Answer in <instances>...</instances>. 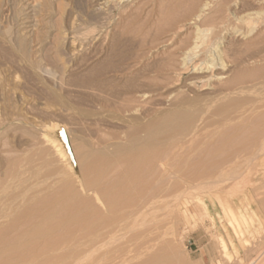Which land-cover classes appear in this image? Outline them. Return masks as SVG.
I'll return each mask as SVG.
<instances>
[{"label": "rangeland", "instance_id": "374dc122", "mask_svg": "<svg viewBox=\"0 0 264 264\" xmlns=\"http://www.w3.org/2000/svg\"><path fill=\"white\" fill-rule=\"evenodd\" d=\"M33 1H35V0H33ZM33 1L32 0H0V187H2V188H0V264H100V261L102 263V260L103 261H106V259L109 260L108 256L111 254V252H112L111 255L114 257V255L115 254L117 255L120 252V250L121 251L124 250L123 252L125 253V249L127 251L126 252L127 254L120 252L119 255L122 254V255L126 256L127 258L130 257V260L128 259L127 262H126V260L125 261L121 260L120 262L116 263V260L119 261V259H117L118 257L115 260L112 256H109L110 259L113 258V260L112 259L111 260L115 261V262L108 261L107 263L110 262L109 264H111V263L112 264L113 263H115V264H133V262H134V264H136L138 261L137 255L141 252L142 258L140 257V255H141V253H140L139 259H141V260L138 261L139 264H144V263L149 264L148 262L153 258H155L157 260L161 259L159 261L160 263H158V264H164V263L165 264H264V249H263L264 248V239H263L264 238V220H263L264 219V210H263L264 209V159L261 160L262 156H264L263 155L264 154V146L263 145L259 146L261 141L264 140V139H262V138H264V135H263L264 130H262V128H264V126H262V125H264V124L263 123L261 124L262 120L259 119L260 117H256L259 119L258 120L253 116L254 114H255V116L256 115L258 116L259 112L261 110H259L257 113L252 112V113H254L253 115H252V113L250 114L249 111L246 115L244 113L243 117L245 116L246 119H242L243 117L242 118L240 117L241 119H239L238 117L237 118L235 117L236 119H238L237 121H238L239 125L243 124L242 126L241 125L238 126L237 125L238 123L233 125L232 124V122L234 120L233 119L232 121L225 123V125H222L219 128L216 123L213 125V123H214L213 119H215V121H216V119H218V118H215V116L214 117L212 116V115H214L212 113L216 109L215 104L221 105V104L225 103L227 101V99H229L231 97L233 98L234 96L235 97H238V96L242 97V96H246V95L250 94L246 97L250 96V98H252V100H254L253 98H255V96L257 95L256 96L257 98H255V99L257 100L259 98V101L264 103V99H263L264 98V88H263L264 87V84H263L264 83V19H263L264 18V0H191V1L190 0H36L35 1L36 4ZM193 1H195V2L197 1V3L193 2ZM189 2H192V5H190L191 3H189ZM178 3H179V6H178ZM223 3H227V4H223ZM32 4H34V5H32ZM188 5H189V7H187ZM174 6H175V8H174ZM176 6H178V7H176ZM32 7H33V9L35 8V10H33ZM170 7H172V8H170ZM29 9L32 10V13H31V10H29ZM36 10H38V12ZM195 10H196V12H195ZM191 11H193V12H191ZM197 13L198 14L201 13V15L196 16ZM27 16L29 17L28 19H30L32 17L31 18L32 20L30 19V22H24L25 20H23V18H25ZM215 16L220 17V21L224 19L222 22V25L220 24L219 19H218V21H219L218 22L216 20L217 18H214ZM249 17L250 18L254 17L253 18L254 24L247 25L245 22H242V20L244 21V20H246L245 18L248 19ZM33 18H35V19L33 20ZM209 18H210L211 23L209 21ZM213 19L216 21H214ZM207 20H208V22H207ZM260 20H263V21H260ZM21 21L23 24L21 23ZM205 21L207 22L208 26H206ZM18 22H19V25H18ZM215 23L216 24L218 23V25H216ZM212 24H213V26H211L212 28L211 27L208 28ZM214 24H215V26H214ZM34 25H35V27H34ZM26 26H27V28H26ZM22 27H25V28H22ZM198 28L206 29V31L203 32V34H206V35L204 36L203 43H201V44L199 43V47L195 48V43H196L195 36H196V30ZM207 28L211 29V30H207ZM24 29L26 31L27 30L28 31L26 32ZM21 31H23V32L25 31V32L22 33ZM29 32L32 33V34L30 33L31 36H29L30 34L27 35ZM24 35H26V36H24ZM31 39H33V40H31ZM19 40H21V41L24 40V43H23V41L21 42ZM206 43H207V47L210 45L209 47H211L210 49H212V51H214V53L216 51H219V52L220 51H229V53L227 52L228 55L226 54L228 57L226 55H225V57H223V60H224L223 62H225L224 63L225 69L223 68V70H224L225 74H223L222 77H226V76L229 77V74H230V77H229L230 79L233 78V80H234L235 78H237V79L240 78V79L236 80V83L233 82V84H229L231 86L232 85L235 86V84H238V86L237 85L235 86V89H232L233 87L230 88V89H232V91L230 89L226 88L229 85L224 84L227 80H229L228 77H227L228 79L223 78V79H226L225 82L223 79L222 80L217 79L220 77H214V78H216L215 80H214V78H211L210 81H207L209 84L208 83L203 84V81L201 80V81L196 82L197 84L193 85L189 82V78H190L189 75L192 72V71H190V69L185 70L187 72L183 71L179 77L177 76L178 70H180L182 67L181 63L183 61L184 56L189 55V53L191 54V51H204L203 49H204V45ZM250 51H251V54H250ZM185 52H187V53H185ZM239 52H240V54H239ZM243 53L245 55H243ZM198 54H200V53H198ZM235 54H236V56H234ZM246 54L248 57L251 56V58L250 57L247 58ZM222 55L223 54H221V57H222ZM231 55L235 58V60H233L234 58H231L232 57ZM237 56H241V57H237ZM168 57H169V59H167ZM218 58L219 57H217V59ZM219 59H218V64L220 63ZM168 60H169V62H166ZM170 60H171V64H170ZM230 60H232V61L230 62ZM167 64H169V65L167 66ZM174 66H175V68H174ZM217 68L220 69V64H219V67L217 66ZM176 69H177V71H176ZM218 69L216 70V72L218 71ZM174 73H175V76H173ZM241 73H242V75H241ZM238 74H240L239 77H237V76L234 77L235 75H238ZM243 76H244V78H243ZM246 77L247 78L250 77V78L247 79ZM171 78H172V80H171ZM243 79H244V82H243ZM188 82L191 85L187 84ZM221 82H223L222 85L224 84L226 87L222 86L223 88L221 89V84H219ZM186 84H187V86L190 85V86H188L189 89H187L188 87L186 86ZM252 87H254L255 90ZM225 89H227V90H225ZM243 89H245V90H243ZM217 90H218V92H216ZM222 90H223V92L225 90L227 93L225 92V93H223V95H221L222 93L220 92L218 97H216V99H215L214 96H217L219 91H222ZM234 90L236 91L235 93H234ZM251 90H253V92ZM238 91H240V92H238ZM213 92L217 93V94H214ZM231 93H234V94L231 95ZM253 93H256V94H253ZM207 96H208V98H207ZM223 96H225V98ZM185 97L189 98V100H186L187 98H185ZM57 98H59L60 100L59 99L57 100ZM193 98L197 99V101H195ZM183 99L188 101L187 102L188 106L186 105L188 109L185 108L186 106L184 104L183 105L185 107L180 103V102H182ZM198 99L200 100V103L198 102L199 101ZM212 100L214 103L212 102ZM222 100H223V102H221ZM261 100H263V101H261ZM177 101L182 106L179 105ZM201 101H203V102H201ZM259 101L256 102V104H259V105L262 104V103H259ZM195 103H196V105L193 106L192 104H195ZM211 103H213V104H211ZM210 105L211 106L214 105V106H212L213 108L210 107ZM174 106H175V108H174ZM194 108L196 110H198L197 111L198 113L194 110ZM181 109H182V111H185L187 114L192 113V115L197 116V118L199 117V119H201L200 115H201V117H203V116L204 117L201 120H198V122H196L197 120L195 117L193 120V122H195V124L194 125L191 124V126H193V127H191V126L187 127L186 128L187 132H184V130L186 131V129H183V131H181L182 129L178 130L177 132L174 131L175 132L174 134L177 135V137L175 136L176 138L175 137L173 138V136H174L173 132L171 133L172 138H171V135H167L168 134L167 132H169V131H165L163 133L164 136H163V134H162V136L159 133L157 134L158 136H161L164 139L162 144H164V141L166 143L171 141V145L169 144L170 142L168 143L171 146V148H169L168 147L169 145L167 146L166 143H165L166 145L164 144L163 146H162V144H160L161 145L160 148H162V150L160 148L158 149V151H160V152H158V155L159 156L162 155V159H160V157L157 155L158 158L157 157L156 158L160 159L158 162L155 159H154L155 161L153 160V162L149 161L150 163H152L151 165H153L155 162H157V163H155V166H150L149 165L150 163L146 164V167H148L147 168L148 170L150 167L151 168L155 167L154 169H152L153 173L149 172L150 170L148 171L146 169L145 171H147V172H145V173L149 172L150 174L151 173L152 174L150 175L148 173V174L143 175L145 177L140 180V183H139L140 185H138V183H136V181L135 182L132 181L133 183H131V181H128L130 184L126 181L128 187H126V186H124V187H126L125 190L127 191V193L130 192V193H128L130 199L127 198L128 194H127V196H125L126 194H124L121 197L124 199L123 203L126 204V207L121 202L122 204L119 203L118 205H120V207L122 205V209H123V207H124V209L122 210L120 207H117V206H116L117 208H115L119 212H116V210H115V213H117V215H116V217L114 216V218L118 219V217L120 218L121 215L123 217L125 213H126L125 216H128L127 213H131V214L133 213L134 217L136 216L134 218V221L132 220L133 215L129 214L131 216V218H129V216L126 217L127 219L129 218V221H126L127 219L124 218L125 223H124V220L121 221L120 223L114 222L113 223L114 226H112V228H111V229H113V227H114V233L112 232L111 234L105 235V233H108L106 231H109L110 230L109 228L111 227V226L109 228L107 227L109 230H106V228L103 227V226H105L104 223L107 221V220H105V218L108 217L107 219H110L113 216L112 217L110 216L111 212H109L108 201L105 200L104 197L102 199L101 191L99 192L98 186H97V189L95 186L90 187L87 184V182L84 181L85 178H86V181L88 180V178L85 177L86 173L83 172L85 167L84 168L81 167V166H85L84 165L86 163L85 159L86 160L88 159L87 161H90V163H91L94 160L93 158L95 156H97L96 158L99 160V158H101L100 156L103 155L101 159H103L104 162L110 161L108 159L113 157L114 160L111 159L112 161H110L112 164L116 158H119V157H116L115 152L118 153V150L120 149L119 155H117V156H121V157H122V154L126 153V151H123L126 149V147H128V146L125 147V143L128 145L127 142H129V144H130L131 141H136V143H138V144L141 143V140H142V142H144V140H146V137L144 136L145 131L147 132L146 136L149 137L148 131L150 129H147L146 128L147 126L151 127L150 126L151 123L153 124V122H155V120L158 121V119H160V118L164 119L165 116H167L171 113L177 112V111H181ZM191 109L194 111H192ZM212 109H214V111ZM174 110H176V111H174ZM204 110L206 111V113H204ZM208 110H210V111L208 112ZM189 111H191V112H189ZM201 111H203V112H201ZM161 113H162V115L163 114L164 115L162 116ZM165 113H167V114L165 115ZM209 113L211 114V118H212V120L210 119L212 126L210 125L211 127L208 126L205 129H207V128L212 129L213 127L221 129V130L212 129L211 133L210 134L208 133V135H210L211 137L210 136L207 137L208 135L206 133L208 130L206 131L202 127L205 125L204 124L205 122L204 123L201 122V121H204V119H205L206 123H207V121H209L208 120L210 117ZM248 114L250 115L249 116L250 120L248 119L250 122L247 120ZM208 115H209V117H208ZM130 116H133V117L131 118ZM205 116H207L208 119ZM138 118L140 121L138 120ZM140 118H143V119H140ZM253 118H255L256 121ZM128 119L130 121H128ZM153 119H154V121L152 122L151 120H153ZM163 119H160V120H163ZM134 120H136V121H134ZM241 120H242V123H241ZM243 120H247L248 122H246V121L245 122L248 124L246 125V123H243ZM132 121H134L133 122L134 124L131 123ZM142 121H143V123H142ZM135 122H136V124H135ZM236 122L234 120L233 123H236ZM51 123L52 124L54 123V125H56V127L53 129L48 128L51 125ZM144 123H146V125L147 124H149V125H147V126L145 125L146 126L145 127V126H143ZM198 123H199V125H198ZM228 123H229V130L230 131L227 133L228 126H226V125ZM230 123L233 125L232 127H230ZM200 125H201V127H200ZM248 125H250L251 128ZM138 126H139V128H137ZM194 126H196L195 128L198 129L197 130L198 132L196 131ZM234 126H238V127L236 128ZM244 126H245V128H244ZM140 127L142 128V130L144 132L143 134L141 132ZM143 127H145V129H147V130H144ZM199 127L203 128L202 130L206 131V133H205L206 137L204 139L206 140L205 141L206 143L208 142L207 144L204 143V141H203L204 140L203 137L205 135L203 134L204 132L202 130L201 131H202L203 137H202V135H200L201 131L199 130L200 129ZM241 127L243 129L242 131L240 130ZM255 127H257V129ZM47 128L50 130L47 131L46 130ZM189 129H190L189 133L192 134V132L194 130V131H196L194 133H196V134L198 133L197 137H199L198 135H200V137H202V139H203L201 142V138L200 139L197 138L194 133H193L194 135L193 134L191 135V136H195V139L193 138L195 141L198 140L200 142V143L199 142L195 143V142H192L194 140L191 139L192 140L191 142L194 143L192 145H194V147L196 149L195 152H194L195 149L192 145L189 144L193 148H191L189 145H186L190 142V139L188 138V136L191 137L190 134L188 133ZM210 129H209V131H210ZM222 129H224V132ZM225 129H226V131H225ZM217 130H219V132L222 131L221 133L218 132L221 136L218 135V133L216 134ZM231 130L233 131L232 135L234 134L235 136L234 135L231 136ZM234 130H235V132H234ZM245 130H246V132H245ZM248 130L250 131L248 133L249 134L251 133V135L247 136ZM136 131L140 132V135H136L138 132L134 133V134H130L131 132H136ZM254 131H255V133H254ZM46 132L48 135L46 134ZM243 132L245 133V135L247 137L243 136ZM128 133H129V135H128ZM169 134H170V132H169ZM178 134H180V135H178ZM211 134H213V135H211ZM224 134L225 135L229 134V135H227L229 140H228V142H226V144H225L226 146L223 143L222 144L224 146L221 144V142L218 140L219 138L216 139L217 138L216 135H218L222 139L223 136L225 137ZM259 134H261V135H259ZM130 135H131V137H130ZM132 135L134 136L133 137L134 139L136 138L135 140L132 138ZM141 135H142V137L144 136V138H140ZM183 135H185V137H183ZM214 135L216 136V138ZM238 135L239 136L241 135V136L239 137ZM165 136H168V137L170 136V138H168V137L165 138ZM186 136H187V138H186ZM212 136L217 141L214 140V138ZM227 136L225 138L223 137L224 140L227 139ZM256 136H257V138H256ZM235 137L237 138V140ZM253 137L255 139L251 140ZM49 138L55 139L58 143L62 144V147L65 146V147H63V149H65V153L66 154L68 153V154L64 158L60 157L58 151L55 152L56 147L49 140ZM206 138L207 139L209 138L211 140L209 141V139H208V141H207ZM178 139H179V141L176 142V140H178ZM187 139L189 142L187 141ZM243 139H245V140H243ZM246 139H248L250 141L248 142ZM259 139L261 140L260 142H259ZM59 140H61V141H59ZM167 140H169V141L167 142ZM173 140H174V142H172ZM230 140H231V142H229ZM234 140H236V141H234ZM240 140L241 141L243 140L242 141L243 143L240 142ZM180 141L183 142V146H181L182 144ZM185 141H186V143L184 144ZM212 141H214V142H212ZM238 141L240 142V144ZM175 142H176V144L178 142H180L177 145L179 147L181 146V148L183 149L182 150L183 152L179 150V147H176ZM209 142H210V144H209ZM251 142H252V144H251ZM254 142H255V145H257V147L253 144ZM36 143H37V146H36ZM63 143H64V145H63ZM172 143L174 144L175 147L172 146ZM201 143L202 144L204 143L203 145H205V144L209 145V146L205 145L206 147H205V149L203 148L204 149L203 152L199 151L200 149L202 150V148L200 146H198V147H200L198 149L196 147V145H199V144L201 145ZM211 143H212V145H211ZM213 143L215 144L214 146H213ZM216 143H218V144H216ZM227 143H228V145H227ZM42 144H44V145H42ZM38 145L41 147H38ZM51 145H53V146H51ZM233 145H235V146L238 145V147L237 146L235 147ZM249 145H252V147ZM232 146H233V149H231ZM45 147H47V149ZM184 147L187 149H189V147H190L191 151H193L194 153L199 151V152H197V154L198 153L199 154L201 153V154L200 155L199 154L195 155L193 153L191 154L190 153L191 151L189 150L190 152H188V150L187 149L185 150ZM208 147H210V149H208L209 152H207V154L213 153L212 155L209 154L210 157H208L207 154L204 153ZM213 147H214V149H216V151H218V147L220 148L218 153L216 151H214ZM247 147H249V148H247ZM253 147L255 149H253ZM173 148H178L177 150L182 152L181 154H178V155H180L179 157H181V155L184 156L185 154H187V155H185L186 157L184 156L183 162H179V160H177V158L176 159L170 158V156H172V155L174 156L176 153L175 151H174L175 153H173V150H174ZM226 148L227 149L229 148V150L226 151ZM256 148L258 149L257 151H256ZM260 148H262V150ZM44 149H46V150L42 151ZM80 149L81 150L84 149L86 151H84V150L81 151ZM192 149H194V150H192ZM211 149L213 152L211 151ZM221 149L222 150L224 149V151H226V152L221 151ZM230 149H231V151H230ZM248 149L251 151H249ZM252 149H253V152L255 151L256 153H259V154H257V156L261 157V158L258 157L257 160L255 159V162L253 161L254 164L252 162H249L250 160H248V161L245 160L246 158L247 159L251 158L253 155L256 156V153L255 152L253 153ZM259 149L261 151H259ZM115 150H117V151H115ZM163 150H165L164 151L165 153L162 152ZM166 150H169V151H166ZM184 150H185V152H184ZM49 151L51 153H49ZM178 151H177V153H179ZM54 152L57 155L54 154ZM93 152H95V153L93 154ZM98 152L100 155H98ZM168 152H170L169 153L170 156L168 155ZM214 152L217 155H220L219 154V152H220L221 155L218 157ZM233 152H234V154H233ZM247 152L249 154H251V152H252L253 153L252 156L248 155ZM24 153H27V155ZM37 153H39L40 155ZM48 153L51 156L47 155ZM188 153H190L189 156H188ZM88 154L89 155L91 154L90 157H93V158H90ZM92 154H93V156H92ZM166 154H167V156H166ZM35 155H36V157H35ZM37 155H39V156H37ZM41 155H43V156H41ZM178 155L176 154V157ZM193 155H195V156H193ZM213 155L215 157H213ZM223 155H224V157H223ZM238 155H240L242 158L239 157ZM28 156H29V158H28ZM164 156H165V158L167 157V159H165ZM198 156H199V158H198ZM200 156L201 157L203 156L205 158L203 159V157L201 158ZM226 156L227 157L229 156L230 159H229V157L226 158ZM232 156H234V157L232 158ZM237 156H238V159H237ZM38 157H40V160H41L40 162L37 161V160H39ZM53 157H54V159H52ZM195 157H197V160ZM35 158H37V159H35ZM49 158L51 160H49ZM58 158L60 160L59 161L57 160V161L60 163H58L55 160ZM169 158H170V160H173V162L170 161L169 167L173 163L171 165L172 168H170V169H168V165H167L169 163V160H168ZM181 158H182L181 159V161H182L183 157H181ZM200 158L202 161L200 160ZM18 159H20V160H18ZM31 159L34 160L33 161L34 163L32 161H30ZM174 159L177 162H175ZM223 159H224V161H223ZM225 159H227V161H225ZM240 159L241 160L243 159L242 163L246 162L245 165H243L240 162L241 161ZM28 160H29V162H28ZM44 160H46L48 162L45 163L46 161H44ZM52 160H54L55 164L59 165V166H56L53 163L54 161L50 162ZM161 160H163L162 162H164L166 160L168 162L166 161L167 164L165 162H164L165 164L160 163ZM208 160H210V161H208ZM216 160L219 162V163L217 162L218 164L215 162ZM228 160H231L232 162H234V160H235L234 166L236 165L237 162H239L240 164H238V167L239 166H241V167L245 166V167H243V168L240 167V169H238V167L236 165L235 167H237V169H235L233 164H231L232 162L231 161L228 162ZM238 160H240V161H238ZM35 161H36V165H35ZM185 161H188V162H185ZM196 161H197V163H196ZM82 162H85V163L83 164ZM178 162H179V164L183 163L180 165L178 164L180 166L179 169H178V167H176V166H178L177 165ZM205 162L209 166H207L205 164ZM247 162L249 164L250 163H252V164L247 165ZM31 163L34 164L35 166L32 165ZM69 163H71V164H69ZM120 163H121L120 166L117 164L120 167L119 169H117V166L116 167L113 166V168L115 167L114 169H116V170L113 169L114 171L111 170L112 168H109L110 170L106 169L107 172L104 174V177L102 178L101 183L99 184V186H101V187H99V188L103 187L101 185L102 181L107 180L106 182L109 181V183L110 182L115 183L121 176H123V174H125L126 170L128 171V167H127V169L125 168L126 170L123 169L125 167V165L128 166V164H126V161L124 162V165H123L122 161L120 159L119 164ZM191 163L193 165H191ZM42 164L43 165L46 164V165L43 166V168H42L41 167ZM47 164H49V165H47ZM157 164L158 165L162 164V166H158ZM188 164H190V166ZM202 164L204 165V167ZM228 164H230V166L232 165L233 168L235 169V171L234 170L231 171L230 174H232L233 172L235 173L236 171L239 170V172H238L239 173V175H238L239 181H238L237 185L240 182V184H239L240 190L237 186L236 194L238 191L240 192L241 190H243V192H241L242 194L238 193L237 195H235L236 196L235 197L236 206L239 207V209L241 211H243V213L246 212V215H249V213L251 215L252 211L257 212V210H258V212L256 214L259 215V216H257V215L252 216L251 215L252 216L251 219L253 221H251L250 223L248 222L249 220L247 221L246 226H247L248 230L246 229L245 233H247V231H248V233L242 234V236L239 237L241 240H239L238 236H235L233 233L230 234L232 232V230H229L231 227L228 226L227 219L224 218L225 216L223 214L224 213L223 208L225 207V205H227V202H231L230 199H232L228 194H225L223 189L226 188L227 186L225 185L226 187H223L224 186L223 183L225 182L226 184H231V185H229L231 187L233 186L232 184L234 183V182L231 183L232 182L231 180L226 179V177H228L227 171L229 173V170L233 169L232 166L231 167L229 166L231 168L230 169L227 166ZM23 165L26 168H24ZM147 165H149L150 167ZM182 165L186 168L189 166L187 168L188 171L187 170L185 171L186 168H184ZM211 165H213V167H211ZM52 166H54V167H52ZM121 166H123V167H121ZM173 166H174V169H173ZM191 166H193L192 170H191ZM226 166L229 168L228 170H226V168H227ZM248 166H251V167H248ZM13 167H14V169H12ZM110 167H112V166H110ZM146 167H144L143 170ZM158 167H161L163 170H161V168H158ZM182 167H183V170H182ZM197 167H199V168H197ZM214 167H216V170H214L215 169ZM32 168H34V169H32ZM51 168L53 170H51ZM57 168L59 170L60 169L61 170L59 171ZM211 168H213V169L211 170ZM223 168H224V172H222ZM24 169L27 171V172L25 171L26 173L24 172ZM36 169L37 170L41 169L42 172L40 170H39L40 172L39 171L37 172ZM47 169L50 170V172H49L50 174L48 173ZM158 169L160 171H162L161 174H159L160 172ZM200 169L203 172L200 171L201 172L200 173L198 171ZM217 169H218V171H220L219 169H221V171L218 174H220L222 176L224 175L225 176L224 179H226L225 181L223 180V178H221L222 176L217 175V173H216V172H218ZM8 170H9V172H8ZM12 170H14V171H12ZM66 170H67V172H66ZM117 170L119 172H123V174L121 173L120 176L117 175V174H120ZM178 170H179V172H178ZM225 170H226V173H225ZM35 171L37 172L36 174H35ZM43 171H44V173L45 172L46 173L44 174ZM52 171L54 173H52ZM61 171H62V174H61ZM243 171L246 172V175ZM10 172L12 173L11 175H10ZM16 172H17V174H16ZM163 172H164V175H163ZM181 172H182L181 176L176 175V173L181 174ZM191 172H192V174H191ZM195 172L198 174H202V175H203V173L207 174L209 172L212 176H214L216 174V176L220 177V178L216 177L214 179L219 182L220 185H218V186L222 185L221 187L223 189H220V190H222L224 194L222 193V191H220V190H218V191L220 193L219 195H221V193H222V195L220 197H222L224 195L223 199L219 198L223 202L215 200L214 198H213V201L210 202L207 199V197H205L206 203L208 205V210H209V213H207V214L200 213L196 207V201H195L196 193L200 192L201 195L206 196L207 192H205L206 190L204 188L201 191L197 190V187H198L197 184L199 182V178H197V177H200V176H196V178L198 179L197 180L198 182L197 183H196V181L194 182V179L196 180V178L194 177L196 174ZM211 172H213L215 174L213 175V173H211ZM18 173L20 176L18 175ZM38 173L39 174L41 173L40 175L43 174L42 178ZM72 173H73V176H71ZM81 173L82 174L85 173V175L82 176L83 179L81 177ZM188 173H189V175L187 176L186 174H188ZM242 173H244V174H242ZM31 174L33 177L31 176ZM154 174H157V175L153 176ZM198 174H196V175H198ZM47 175H50V176H48L49 178L47 177ZM58 175H62L60 177H63V178H60ZM88 175H89V173H87V176ZM111 175L113 178L110 177ZM146 175H150L149 177L152 176L153 178L155 177L156 181L152 177H151V179L153 181L150 180L149 177L146 178ZM160 175H161V177H160L161 179L159 178ZM9 176H12V177H9ZM13 176H17V177H14L15 178L14 179ZM89 176H91V175H89ZM177 176L178 177L180 176V178H178ZM191 176H192V178H191ZM107 177L108 178L110 177L112 179L109 178V180H108ZM243 177H244V179L246 177L248 180L247 179L243 180ZM47 178H48V180H47ZM148 178H149V181H148ZM238 178H237V180H238ZM16 179L18 182L16 181ZM23 179H26V180L23 181ZM43 179H45V180H43ZM59 179H60V181H59ZM69 179L71 180V182L69 181ZM124 179H126V178H123V180ZM189 179H191V180L193 179V180L191 181ZM5 180H7V181H5ZM65 180H68V182ZM126 180H130V179H126ZM221 180H223V181H221ZM20 181L22 183L24 182L23 187H22V185H21L22 183ZM44 181H46V182H44ZM49 181H50V183H49ZM62 181H63V184L65 186L61 185L62 183H60V182H62ZM150 181L155 182V183L152 184V182H150ZM159 181H161L160 184L158 183ZM234 181H236V180H234ZM246 181H248L247 182L248 184L245 183ZM5 182H7L8 184L6 183V185H5L6 187L5 186L3 187L2 184L4 185ZM26 182L30 183V185H28V183L26 185ZM47 182H48V184H47ZM69 182L71 185L68 184ZM72 182H74L75 184ZM82 182H84L83 184H86V185L83 186ZM106 182L103 184L104 186L107 184L109 185V183L106 184ZM123 182L125 183V180ZM123 182H120V183H123ZM56 183H58V184H56ZM15 184L16 185L18 184V185L16 186ZM49 184H51V185H49ZM133 184H135V185H133ZM144 184L145 185L148 184V186L146 187ZM243 184H246L245 187ZM47 185H49V186H47ZM67 185H69V186H67ZM154 185H156V186H154ZM158 185H160L159 188L161 187V189L158 188ZM218 186L216 188L219 189ZM49 187L52 189H50ZM56 187H58V188L55 190L58 191V194L60 196H62V195L64 196L63 199H61L62 197L59 199L57 192L54 190V188H56ZM88 187L90 189H88ZM93 187H95L94 188L95 194H94ZM149 187L151 189H153L152 190L153 193L151 192V189ZM156 187H157V189H155ZM242 187H244V188L242 189ZM27 188H28V190L33 189V190H31L32 195L30 194V191H24L25 189L27 190ZM39 188H41V189H39ZM42 188L44 189L43 191H42ZM64 188H66V189H64ZM68 188L69 189L75 188L76 190L75 191H74V189L69 190ZM129 188H130V190L128 191ZM145 188L146 189L148 188L149 191L148 190L147 191L149 193H147L145 191L146 190ZM140 189L142 190L141 192H143V193H141L139 191ZM226 189L228 190V187ZM18 190H19V192H17ZM34 190L38 191V192H35ZM72 190H73V192H71ZM15 191H16V193H15ZM20 191H22V192L24 191V192L22 193ZM32 191H34V192H32ZM68 191H70L72 193V195L70 193L71 197L69 194H67L68 196L66 195L65 192H68ZM144 191L146 192V194H144ZM50 192L52 193L51 197L54 198V196H55L56 199H53L50 197ZM53 192H54V194H53ZM78 192H80V194ZM151 193L152 194L155 193L154 194L155 196H152V199H151V195H152ZM73 194H74V196H73ZM142 194H143V198H142ZM34 195H36V196H34ZM47 195H49V196H47ZM79 195L81 197H83V198H81L82 200H80V197H77ZM86 195L88 196V198H86L87 197ZM96 195H97V197H99V196H101V197L97 198V200H96ZM227 195H228V197H230L229 199H228V197H226ZM26 196L28 197V199ZM40 196H42V198L45 196L43 198V199H45L44 202H43V200L40 199ZM138 196L139 197L141 196L140 198L142 200L137 199V198H139ZM65 197H68V198L70 197V198L68 200V198H65ZM73 197H76L75 198L76 200L72 199ZM93 197L95 200L93 199ZM125 197L130 200V201L128 200L129 201V207L127 206L128 201ZM131 197H132V200H131ZM134 197H135V200H133ZM146 197L148 198L147 200H145ZM25 198H26V200L24 201ZM64 198H65V200H64ZM77 198H79L78 202H76L78 200ZM225 199L227 202L225 205H223L222 203H225ZM241 199H242V201L245 199L244 203L241 202ZM30 200H32V201H30ZM35 200H37V201H35ZM54 200H58V202L54 201ZM63 200L66 202L63 203ZM148 200H149V203H147ZM71 201H73V202L71 203ZM102 201H104V202H102ZM105 201H107V205L103 204V203H105ZM135 201H137L136 205H135V203H132ZM50 202H51V205L53 204V202L55 204V205L53 204L51 208H49L51 206V205H49ZM60 202H62V203H60ZM81 202H82L83 207L86 204H90L91 206L97 204L95 206L96 209L93 208L94 210L92 212L90 211V209H92V208H90L91 206L87 205V206H89L90 209L87 206H85L86 209L87 208L89 209L88 210L89 214H87V216L89 215V217H90V218L87 217V219L85 221L88 220L87 221L88 224H86L87 227L92 222L91 226H89L88 228L86 227L89 230V233L93 230V232H91V234L92 233L93 234L99 233L101 235L100 237H102L103 239H104V237L106 238V236L108 239H110V240H108L106 238L107 240H105V239L100 240V242H102V241L103 242L102 243L99 242V243L104 244V245H102V247H100L101 245L98 243L97 244L98 248L96 247L97 246L96 245L94 249L90 250L92 248L90 245L83 246L84 247L83 248L81 244L74 243L75 241L71 242L73 244H71L70 242L66 243L63 238H61V239H63V241L68 246L63 245V243H64L63 241H62V245H61L60 232H62L61 234H65V233L68 234L67 238L70 237L69 233L71 235L74 233V236L77 238H80L85 231L88 233V230L85 228L86 225L84 223H83L84 225H82L84 230H82L81 225L75 224L76 223L75 221H72L69 224L66 222L65 225L68 224L67 226H65L62 223L63 227H62V224L58 225V226L55 225L56 220H58L60 217L63 216L64 219H66L65 216L67 215L66 214V212H68L67 210L70 211V213L68 212L70 214V216L67 215V216H69V217H67V220L68 221L70 220L71 212H73L74 209L76 210V207L78 208V206L74 207V204L75 205L79 204L80 209H78V210L82 211L83 209H81L82 208ZM118 202H120V201L118 200ZM142 202H144L146 204H141ZM26 203H28V204H26ZM40 203H43V205L40 206L41 205ZM56 203H58V204H56ZM237 203H238V205H237ZM46 204H47V207H46ZM66 204H68V205H66ZM72 204H73L74 209H72V207H71ZM247 204H248V206H246ZM34 205L37 206L38 208H35ZM64 205H66V206H64ZM102 205L103 206L106 205V207H103ZM250 205L252 206V208H251L252 211L251 210H249V212L245 211V209L247 210V208ZM2 206H4V207H2ZM63 206H64V208H63ZM219 206H221V208L222 207L223 208L220 210V208H218ZM242 206L243 207L245 206L244 209ZM18 207H20V208H18ZM41 207H42V209H41ZM53 207H55V209ZM67 207H68V209H67ZM85 207H84V209H85ZM130 207H132V208H130ZM255 207H256V209H255ZM46 208L47 209H53L54 212L56 211L55 212L56 214L61 213L60 217H58L56 215V220H54V222L52 221L53 223L50 222L53 226V228L51 227V230L52 229L54 230L55 227H56V229L59 227L60 228L59 232H58V230L55 229L54 231H51L52 233L50 232V235H49V236H51L52 234L55 233L54 235L57 239L60 240V242H59L60 244L57 242L59 244L58 245L56 242L52 241L57 246L55 247L52 243L51 245L53 248H50L49 244L51 242L50 243L46 242L45 238H44V240L41 238V240L40 239H38V241L36 240V244L34 242L36 247L34 246L33 243L27 242L26 244H28L30 246H27L26 249L20 248L21 242H20V244L18 242L19 245L16 242L20 241L19 239L25 238L23 236V234L27 233V230H29V228L31 229L33 227L34 223H36L35 221H37V223H38V221H40V219L42 218V215H44V213H45L44 211L47 210ZM58 208H60V210ZM61 208L64 210L63 212H60V211H62ZM105 208H108L107 213L109 216L106 215L107 213L106 214L104 213V212H106ZM17 209H18V211H17ZM57 209L59 210V212L57 211ZM97 209H100V210L102 209L101 211H103L105 209V211L100 213L101 211L98 212L99 210H97ZM120 209L122 211H120ZM137 209H138V211H137ZM34 210H35V212H33ZM36 210L38 213L36 212ZM78 210H76V211H78ZM124 210H125V212H124ZM27 211H29V213L32 214L30 216V214L28 213V215L30 216L29 218H27L28 217ZM47 211H46V213H47ZM86 211L87 210H85V212ZM94 211H96V212H94ZM31 212H33V213H31ZM41 212H42V214H41ZM82 212H84V210ZM142 212L144 213V215H142L143 214ZM221 212H222V214H221ZM7 213H11V214L6 215ZM96 213H97V215H96ZM98 213L100 214V216ZM33 214H37V215H33ZM38 214H39V216H38ZM145 214L146 215L148 214V215L146 216ZM215 214H216V216H215ZM14 215H16L17 217H20V219L18 220L17 217L12 218V217H14ZM92 215L95 217L93 220H95L96 223L93 222V220H92L93 216ZM95 215L98 216V219L100 217L103 218L105 220V222L102 221L101 219H99V221H96L97 217ZM103 215L104 216L106 215L105 218L103 217ZM137 216H138V218L140 217L139 220L137 219ZM143 216H144V218H143L144 222L143 223L141 222L142 223L141 224L140 221H141ZM214 216L216 217V219ZM63 217H62V219H63ZM210 217H212V218H210ZM25 218H27V219H25ZM28 219L30 222L28 221ZM9 220H10V225H8ZM100 220L103 223L100 222ZM199 220H200V222H199ZM27 221L30 224L29 223L25 224V223H27ZM136 221L139 223V226L137 225L138 223ZM146 221H148V223ZM73 222H75V223H73ZM127 222H129L130 224L128 223V225H127L126 224ZM225 222L227 223V225ZM253 222H255L254 224H256V226L253 224ZM4 223H6V224H4ZM20 223L21 224L23 223V226H21ZM122 223L124 224L123 225V229L125 228L124 230L120 226V225H122ZM12 224L14 226H11ZM80 224H82V223H80ZM250 224H251V226H250ZM3 225H4V227H3ZM16 225L18 226V228L16 227ZM25 225L28 229L25 228ZM27 225H29V227ZM75 225H77V227H75L77 230L74 229ZM115 225H116V227L117 226L118 227L120 226V227L115 228ZM144 225H146V226H144ZM6 226L9 228L7 229ZM10 226L12 229L10 228ZM78 226L80 227V229H78L79 228ZM99 226H101V227L98 230L97 227H99ZM126 226H128V227L131 226L132 228L127 229ZM69 227H71L70 231H69ZM91 227L94 228L95 230H97L98 233H97V231L94 232V229H92ZM141 227H142V229H144L143 227H146V230L139 231V230H141ZM63 228H64V230H63ZM253 228H255V229H253ZM71 229L72 230L74 229L75 232L72 231ZM119 229H120V232H119ZM131 230H133L134 232L136 231L134 237L132 235V234H134V232ZM66 231H69V233H67ZM77 231H79V232H77ZM115 231L117 232L116 233L117 235L115 234ZM144 231H145V233H144ZM6 232H7V234H6ZM15 232L18 235H16ZM125 232H126V234H124ZM1 233L5 234V235H3ZM118 233H120V236ZM121 233L123 235H121ZM137 233H138V237H137ZM147 233L149 234V236ZM102 234H103V236H102ZM9 235H12L14 238L13 237L11 238V236H9ZM115 235L118 238L115 237ZM142 235H144L145 237ZM243 235H244V237L246 236L245 239L243 238ZM57 236H59V238ZM63 236H66V235H62V237ZM51 237L52 238L49 239V241L53 240V239H55V241H58L56 238H53V235ZM126 237L130 240H126ZM7 238H9L10 240ZM64 238L67 239L66 237H64ZM144 238H146V239H144ZM242 238H243V240H242ZM12 239H13V241L15 240L14 243H13V241L10 243V241ZM232 239H233V241H232ZM3 240L5 242H2ZM139 240L141 242H139ZM143 240H145V241H143ZM236 240L241 241V242L243 241V242L238 243V241H236ZM244 240H247V241H244ZM7 241H8V243H7ZM42 241L44 242V244ZM108 241H109V243H108ZM129 241H131V243H129ZM133 241L135 242V244ZM148 241H149V243H148ZM221 241L224 242L226 248L223 249V245H222ZM248 241H249V243H248ZM1 242L5 243V244L3 245ZM245 242H247V243H245ZM252 242L254 243V246L252 245L253 244ZM258 242L259 243L263 242V243L259 244ZM105 243H107L108 246ZM120 243H122V244H120ZM140 243H141V245H140L141 247L138 246ZM146 243L148 244L149 248L146 245ZM243 243L245 245H243ZM75 244H76V246H75ZM114 244L116 245V247L114 246ZM250 244H251V246H250ZM131 245H134L133 247H135L136 249L140 248L139 249L140 251L138 250L139 253H136L137 255L135 254V256L137 258L135 256H134L135 257L134 258L130 254L131 252L134 251L133 250L134 248H132ZM155 245L157 247H155ZM158 245H160L161 247H159ZM255 245H257V248H255L256 247ZM2 246H3V248H2ZM69 246H70V249L68 248ZM73 246L75 248L78 247L79 249L78 248L75 249ZM112 246H114V248H115V249L113 248V251H116V249H118L115 252V254L112 251ZM120 246H121V248H120ZM145 246L147 247V250L152 249V250H154V251L156 250L158 252H156V251L154 252L151 250V252H153V253H151V255H150V253H149L150 251L145 250V248H144ZM89 247H90V249H89ZM128 247L132 248V249L131 248L129 249V250H131L130 253H128L129 252L127 249ZM28 248H29V251L31 252V254L29 252L28 256H27L28 258H27L25 256L27 255ZM71 248H73L74 250H72ZM96 248H97V250H96ZM143 248L145 251L143 250ZM164 248H166L167 250ZM45 249H46V251H45ZM50 249H51V251H50ZM52 249H54L55 252ZM84 249H86V250H84ZM157 249H159V250L161 249V250L159 251ZM219 249H221V251ZM23 250L24 251L27 250V251L24 253ZM76 250H78V251H76ZM83 250L89 254H87L85 257L83 256L84 258H82V259L81 258L79 259L78 257H77L78 259L74 258V256L77 253H79V252L82 253ZM218 250L220 251V253ZM20 251L23 252V253H21V255H20ZM63 251H65L66 253L71 252L70 255H74V256H67L66 257L67 254L65 253L66 255H65V257H62L63 259L58 258L57 254L58 255L61 254L59 256V257H61L64 255ZM72 251H75L76 254L74 252L72 253ZM107 251H110V252H107ZM143 251L146 253V255H145V253L143 254ZM33 252L34 253L37 252L38 255L37 254L32 255V254H34ZM92 252H93V254L94 253L95 254L93 255ZM101 252L103 254L102 255L103 257H101V255H99V253L101 254ZM135 252H137V251L135 250ZM222 252L224 254H222ZM241 253H243V254H241ZM155 254H157L156 255L157 258L155 257ZM19 255L20 256L24 255V256L20 257ZM29 255H31V256H29ZM45 255H47V256H45ZM95 255H97V256H95ZM52 256H53V259L51 258ZM150 256H152V257L149 258ZM165 256L167 258H165ZM29 257H31V258H29ZM97 257H99L100 260ZM257 257H258V259H257ZM96 258L99 262H97ZM226 258H227V261H226ZM242 258H243V260H242ZM145 259L146 260L148 259L147 260L148 262ZM162 260H163V262L164 261L165 262L163 263ZM153 261L151 260L150 264H153L152 263ZM140 262H142V263H140ZM103 263L107 264L106 262H103Z\"/></svg>", "mask_w": 264, "mask_h": 264}, {"label": "bare ground", "instance_id": "6f19581e", "mask_svg": "<svg viewBox=\"0 0 264 264\" xmlns=\"http://www.w3.org/2000/svg\"><path fill=\"white\" fill-rule=\"evenodd\" d=\"M32 1H33V0H32ZM35 1H36V0H35ZM35 1H33V2L35 3ZM190 1H191V0H190ZM179 2H180V1H179ZM193 2H195V1H193ZM29 3H30V2H29ZM175 3H176V2H175ZM180 3H181V2H180ZM189 3H191L190 5H192V2H189ZM189 3H188V4H189ZM195 3H197V1H196ZM35 4H36V3H35ZM176 4H177V3H176ZM223 4H227V3H223ZM223 4H222V5H223ZM32 5H34V4H32ZM193 5H194V4H193ZM197 5H198V4H197ZM25 6H26V5H25ZM27 6H28V5H27ZM46 6H47V5H46ZM178 6H179V3H178ZM178 6H176V7H178ZM182 6H183V5H182ZM30 7H31V6H30ZM33 7H34V6H33ZM33 7H32V9H33ZM187 7H189V5H188ZM190 7H191V6H190ZM194 7H195V6H194ZM194 7H193V8H194ZM196 7H197V6H196ZM222 7H223V6H222ZM222 7H221V8H222ZM170 8H172V7H170ZM170 8H169V9H170ZM174 8H175V6H174ZM191 8H192V7H191ZM23 9H24V8H23ZM23 9H22V10H23ZM27 9H28V8H27ZM169 9H168V10H169ZM187 9H188V8H187ZM194 9H195V8H194ZM29 10H31V9H29ZM33 10H35V8H34ZM36 11L38 12V10H36ZM169 11H170V10H169ZM220 11H221V10H220ZM191 12H193V11H191ZM195 12H196V10H195ZM28 13H29V12H28ZM31 13H32V10H31ZM34 13H35V12H34ZM189 13H190V12H189ZM23 14H24V13H23ZM193 14H194V13H193ZM197 14H198V13H197ZM197 14H196V16H200V15H201V13L198 14V15H197ZM26 15H27V14H26ZM31 15H32V14H31ZM33 15H34V14H33ZM24 16H25V15H24ZM24 16H23V17H24ZM218 16H219V15H218ZM218 16H215L214 18H217L216 20L218 21V19H219V21H220V17H218ZM34 17H35V16H34ZM28 18H29L28 16L25 17V18H23V20H25L24 22H30V19H31L32 17H31L30 19H28ZM253 18H254V17H253ZM253 18H250V17H249L248 19L245 18L246 20H244V21L242 20V22H245L247 25H250V24L252 25V24H254V21H253L254 19H253ZM34 19H35V18H33V20H34ZM263 19H264V18H263ZM20 20H21V19H20ZM31 20H32V19H31ZM211 20H212V19H211ZM213 20H214V19H213ZM216 20H214V21H216ZM223 20H224V19H223ZM223 20L220 21V24H221V25H222ZM209 21H210V18H209ZM219 21H218V22H219ZM260 21H263V20H260ZM32 22H33V21H32ZM205 22H206V21H205ZM207 22H208V20H207ZM207 22H206V26H208V25H207ZM21 23H22V21H21ZM21 23H20V24H21ZM210 23H211V21H210ZM245 23H244V24H245ZM22 24H23V23H22ZM33 24H34V23H33ZM208 24H209V23H208ZM215 24H216V23H215ZM215 24H214V26H215ZM220 24H219V25H220ZM18 25H19V22H18ZM24 25H25V24H24ZM29 25H30V24H29ZM216 25H218V23H217ZM31 26H32V25H31ZM211 26H213V24L210 25L208 28H210ZM34 27H35V25H34ZM22 28H25V27H22ZM26 28H27V26H26ZM208 28H207V30H211V29H208ZM211 28H212V27H211ZM222 29H223V28H222ZM237 29H238V28H237ZM18 30H19V29H18ZM24 30H25V29H24ZM32 30H33V29H32ZM25 31H26V30H25ZM25 31H24V32H25ZM27 31H28V30H27ZM27 31H26V32H27ZM205 31H206V29H201V28H198V29L196 30V36H195L196 43H195V48H196V47H199V43H200V44L203 43L204 36L206 35V34H203V32H205ZM21 32L24 33L23 31H21ZM31 32H32V31H31ZM31 32H29L27 35H29ZM19 33H20V32H19ZM19 33H18V34H19ZM32 33H33V32H32ZM32 33H31V34H32ZM31 34H30L29 36H31ZM34 34H35V33H34ZM24 36H26V35H24ZM19 37H20V36H19ZM27 37H28V36H27ZM20 38H21V37H20ZM24 38H25V37H24ZM18 39H19V38H18ZM21 39H22V38H21ZM31 40H33V39H31ZM19 41H21V40H19ZM22 41H23V43H24V40H22ZM22 41H21V42H22ZM19 43H20V42H19ZM207 43H208V42H207ZM207 43L204 45V49H203L204 51H191V54H192V55H191L190 53H189V55H186V54H185L186 56H184L183 61H182V63H181V64H182V67H181V69L179 68L180 70H178V72H177V76H178V77L182 74L183 71H185V70H189V69H190V71H192L191 74L189 75V76H190V78H189V82H190L191 84H193V85H194V84H197L196 82L201 81V80L203 81V84H207V83H208L207 81H210V79H211V78H214V77H220V78H217V79H219V80H220V79L222 80L223 78H227V77H228V76H226V77H222V75L225 74V72H224V70H223V68L225 67V65H224L225 62H223V61H224V60H223V57H225V55L227 54V52L229 53V51H220V52H219V51H216V52L214 53V51H212V49H210L211 47H209V46H210L209 44H210L211 42L208 44V45H209L208 47H207ZM211 45H212V44H211ZM213 48H214V47H213ZM209 49H210V50H209ZM233 52H234V51H233ZM185 53H187V52H185ZM198 53H200V54H198ZM247 53H248V52H247ZM221 54H223L222 57H221ZM239 54H240V52H239ZM250 54H251V51H250ZM190 55H191L192 57H191ZM227 55H228V54H227ZM227 55H226V56H227ZM243 55H245V54L243 53ZM231 56H232V55H231ZM231 56H230V57H231ZM234 56H236V54H235ZM246 56H247V54H246ZM189 57H190V58H189ZM217 57H219V58L221 57L220 59L218 58V59H219V62H220V63H219V64H220V69L217 68V66L219 67ZM227 57H228V56H227ZM237 57H241V56H237ZM244 57H245V56H244ZM249 57L251 58V56H249ZM249 57L247 56V58H249ZM253 57H254V56H253ZM231 58H234V57L232 56ZM247 58H246V59H247ZM167 59H169V57H168ZM170 59H171V58H170ZM226 59H227V58H226ZM228 59H229V58H228ZM239 59H240V58H239ZM171 60H172V59H171ZM171 60H170V64H171ZM233 60H235V58H234ZM244 60H245V59H244ZM231 61H232V60H230V62H231ZM239 61H240V60H239ZM239 61H238V62H239ZM166 62H169V60L166 61ZM180 62H181V61H180ZM233 62H234V61H233ZM233 62H232V63H233ZM243 62H244V61H243ZM243 62H242V63H243ZM235 63H236V62H235ZM172 64H173V63H172ZM168 65H169V64H167V66H168ZM227 65H228V64H227ZM233 66H234V65H233ZM247 66H248V65H247ZM170 67H171V66H170ZM236 67H237V66H236ZM236 67H235V68H236ZM238 67H239V66H238ZM174 68H175V66H174ZM247 68H248V67H247ZM172 69H173V68H172ZM172 69H171V70H172ZM217 69H218V71L216 72ZM221 69H222L223 71H222ZM224 69H225V68H224ZM174 70H175V69H174ZM174 70H173V71H174ZM219 70H220V71H219ZM251 70H252V69H251ZM168 71H169V70H168ZM176 71H177V69H176ZM176 71H175V72H176ZM221 71H222V72H221ZM185 72H187V71H185ZM238 73H239V72H238ZM260 73H261V72H260ZM232 74H233V73H232ZM261 74H262V73H261ZM241 75H242V73H241ZM243 75H244V74H243ZM245 75H246V74H245ZM247 75H248V74H247ZM251 75H252V74H251ZM257 75H258V74H257ZM173 76H175V73L173 74ZM236 76L239 77L240 74L235 75L234 77H236ZM249 76H250V75H249ZM170 77H171V76H170ZM221 77H222V78H221ZM229 77H230V74H229ZM229 77H228V78H229ZM252 77H253V76H252ZM172 78H173V77H172ZM172 78H171V80H172ZM228 78H227V79H228ZM243 78H244V76H243ZM246 78H247V77H246ZM248 78H250V77H248ZM248 78H247V79H248ZM176 79H177V78H176ZM215 79H216V78H214V80H215ZM238 79H240V78H238ZM238 79L235 78V79L233 80V78H232V79L229 78V80H227L226 82H225L226 79H223V80H224V82H225V83H224L225 85H229V84H233V82L236 83V80H238ZM247 79H246V80H247ZM178 80H179V79H178ZM246 80H245V81H246ZM171 82H172V81H171ZM189 82H188L187 84H190ZM243 82H244V79H243ZM222 83H223V82L219 83V84H221V89H222L223 87H226L224 84L222 85ZM262 83H263V82H262ZM187 84H186V86H187ZM191 84H190V85H191ZM208 84H209V83H208ZM263 84H264V83H263ZM190 85H188V86H190ZM193 85H192V86H193ZM236 85L238 86V84H235V86H236ZM258 85H259V84H258ZM188 86H187V87H188ZM196 86H197V85H196ZM196 86H195V87H196ZM222 86H223V87H222ZM235 86H234V85H232V86L229 85V86L226 87V88H227V89H230L231 87H233L232 89H235ZM260 86H261V85H260ZM252 88L254 89V87H252ZM263 88H264V87H263ZM263 88H262V89H263ZM187 89H189V87H188ZM227 89H225V90H227ZM232 89H230V90L232 91ZM240 89H241V88H240ZM260 89H261V88H260ZM225 90H224V92H223V90H222V91H219L218 94L213 92L214 94H217V96H214L215 99H216V97H218V95L220 94V92L222 93L221 95H223V93L226 92ZM243 90H245V89H243ZM254 90H255V89H254ZM187 91H188V90H187ZM249 91H250V90H249ZM251 91L253 92V90H251ZM260 91H261V90H260ZM216 92H218V90H217ZM235 92H236V91L234 90V93H235ZM238 92H240V91H238ZM255 92H256V91H255ZM226 93H227V92H226ZM234 93H231V95L234 94ZM261 93H262V92H261ZM237 94H238V93H237ZM237 94H236V95H237ZM244 94H245V93H244ZM244 94H243V95H244ZM246 94H247V93H246ZM253 94H256V93H253ZM248 95H250V94H248ZM248 95H246V96H248ZM246 96H242V97H241V96H240V97H239V96H238V97H235V96H234L235 98H234V97H233V98L231 97V98H229V99L226 98L227 101L225 100V101H226V102L224 101L225 103H223V104H221V105H220V104H218V105L215 104V107H216L215 111H214V109H212L214 112H213L212 110H211V111L213 112L212 114H214V115H212V116H213V117L215 116V118H218V119H216V121H215V119H213V122H214V123L212 122L213 125L216 123L217 126L220 128L222 125H225V123H227V122H229V121H232L233 119H234L235 122H236V121L238 120V119H236L237 117H238L239 119H241V118L243 117L244 113H245V115H246V114L248 113V111H249V113L251 114L252 112L257 113L259 110H261V111L259 112V115H258V116H257V115L255 116L254 113H252V115L254 114L253 116H254L255 118H256V117H260L259 119L262 120V122L260 121L261 124H262V123L264 124V119H263V118H264V103L260 102V101H259V98H258L257 100L259 101V103H262V104H260V105H259V104H256V102H258V101L255 99V98H257V97H256L257 95L255 96V98H253L255 101L252 100V98H250V96H249V97H246ZM210 97H211V96H210ZM210 97H209V98H210ZM212 97H213V96H212ZM223 97L225 98V96H223ZM185 98H187V97H185ZM197 98H198V97H197ZM205 98H206V97H205ZM207 98H208V96H207ZM249 98H250V99H249ZM58 99H59V98H57V100H58ZM193 99H194V98H193ZM193 99H192V100H193ZM210 99H211V98H210ZM215 99H214V100H215ZM263 99H264V98H263ZM59 100H60V99H59ZM186 100H189V98H187ZM186 100L183 99L182 102H180V103H181L182 105L184 104L185 106H186V105L188 106V103H187L188 101H186ZM192 100H191V101H192ZM194 100L197 101V99H194ZM198 100H199V99H198ZM204 100H205V99H204ZM223 100H224V99H223ZM223 100H222L221 102H223ZM62 101H63V100H62ZM62 101H61V102H62ZM180 101H181V100H180ZM261 101H263V100H261ZM177 102H178V101H177ZM198 102L200 103V100H199ZM201 102H203V101H201ZM212 102H213V100H212ZM63 103H64V102H63ZM175 103H176V102H175ZM185 103H186V104H185ZM209 103H210V102H209ZM213 103H214V102H213ZM213 103H211V104H213ZM217 103H218V102H217ZM173 104H174V103H173ZM178 104H179V102H178ZM181 104H179V105H181ZM206 104H207V103H206ZM182 105H181V106H182ZM184 105H183V106H184ZM192 105L195 106L196 103H195V104H192ZM181 106H180V107H181ZM185 106H184V107H185ZM187 106H186L185 108H187ZM212 106H214V105H212ZM212 106L210 105V107H212ZM217 106H218V107H217ZM207 107H208V106H207ZM174 108H175V106H174ZM191 108H192V107H191ZM208 108H209V107H208ZM212 108H213V107H212ZM259 108H260V109H259ZM261 108H262L263 110H262ZM177 109H178V108H177ZM182 109H183V108H182ZM182 109H181V111H177V112H174V111H176V110H174V111H173L174 113H171V114L165 116L164 119L159 117L160 119H163V120H160V119H158V118L156 117V118L158 119V121L155 120V122H153L154 119L151 120V121L153 122V124L151 123V125H150L151 127H148V126H147V125H149V124L146 125V123H144L143 126L146 125L147 127H146V126H145V127H146L147 129H150V130L148 131V133H149L148 136H149V137L146 136V135H147V132L145 131V133H146V134H145V133L143 132L142 128L140 127V128H141V132H142V134L144 133V136L146 137V140L143 139L144 142H142V140H141V143H139V144L136 143V141H131L130 144H129V142H127L128 145L125 143V147H126V146H128V147H126V149L124 148L125 150H123V149H122V150H123V151H126V153L122 154V157H121V156H117V155H119V152H120L119 150H120V149L118 150V153L115 152V153H116V157H119V158H116V157H115L116 159H115V161H114L112 164H111L110 161L114 160L113 157L108 159V160H110V161L107 160V161L109 162V163H108V162H106V161L104 162L103 159H101L103 155H101V156H100L101 158H99V160H98V159L96 158L97 156H95L94 158H93V157H90L91 154H90V155L88 154L90 158H93V159H94V160L92 159L93 161H92L91 163H90V161H87L88 159H87V160L85 159L86 163H85V162H82L83 164L85 163V164H84L85 166H81V167H83V168L85 167V169H84L83 172L86 173V176H85V177L88 178V180L86 181V178L84 177V178H85L84 181L87 182V184H88L90 187L95 186L96 189H97V186H98V190H99V192L101 191L102 199H103V197H104L105 200L108 201L109 212H111L110 216H111V217L113 216L112 218L109 217L110 219H107L108 217L105 218V216L108 215V213H107V212H108V211H107L108 208H105V209H106V212H104V213H105V214L107 213V214H106L105 216L103 215V217H104L105 220H107V221L105 222V220H104L103 218H101V217L99 218V219H101L102 221L105 222V223H104L105 226H103V227L106 228V230H109V229H110L109 231H106V232H108V233H105V235L111 234L112 232L114 233V227H113V229H111L112 226H114V225H113L114 222H116V223H120L121 221L124 220V218H126V217H128V216H129V218H131L130 215H133L132 220L134 221V218H135L136 216L134 217V214H133V213H132V214H131V213H127L128 216H125L126 213L124 214V213L122 212V213L124 214L123 217H122V215H121V216L119 215L120 218H119V217H118V219H117V218H114V216L116 217V215H117V213H115V210H116L115 208L120 207V205H118L119 203H120V204L123 203L124 199H123L121 196H123L124 194H126L125 196H127V194L130 193V192L127 193V191L125 190V188L128 187L126 181H127V182H128V181H131V183H133V182L136 181V183H138V185H140V184H139V183H140V180H141L142 178L145 177V176H143V175L148 174L149 172H152V169L155 168V167H154V168H151L150 166H155V163H157L160 159H162V155H160V156L158 155V152H160V151H158V149L160 148V146H161L160 144H162V142H163V140H164V139L161 137L162 134H163L165 131H169V132H170V134H169V132H167V133H168V134L166 133L167 135H171L172 132H173V134H174L175 132H177L178 130H181V129H182L181 131H183V129H186L187 127H190L191 124H192V125L195 124V122H193V120H194L195 117H196V120H197L196 122H198V120H201V119L204 117V116L201 117V115H200V118H201V119H199V117L197 118V116L192 115V113L190 114L189 112H191V111H189V112H188L189 114H187L185 111H182ZM187 109H188V108H187ZM209 109H210V108H209ZM172 110H173V109H172ZM191 110H192V109H191ZM194 110H195L196 112L198 111V110H196L195 108H194ZM194 110H192V111H194ZM201 110H202V109H201ZM209 111H210V110H208V112H209ZM163 112H164V111H163ZM163 112H162V113H163ZM201 112H203V111H201ZM201 112H200V113H201ZM162 113H161V115H162ZM197 113H198V112H197ZM204 113H206L205 110H204ZM157 114H158V113H157ZM159 114H160V113H159ZM166 114H167V113H165V115H166ZM201 114H202V113H201ZM209 114H210V113H209ZM161 115H160V116H161ZM163 115H164V114H163ZM163 115H162V116H163ZM155 116H156V115H155ZM249 116H250V115L248 114V116H247V120H248V119L250 120V117H249ZM130 117L132 118L133 116H130ZM137 117H138V116H137ZM205 117H207V116H205ZM208 117H209V115H208ZM208 117H207V119H208ZM235 117H236V118H235ZM240 117H241V118H240ZM248 117H249V118H248ZM153 118H154V117H153ZM255 118H253V119L255 120ZM261 118H262V119H261ZM134 119H135V118H134ZM140 119H143V118H140ZM210 119L212 120V118H211V114H210V117H209V119H208L210 122L207 121V123H206L205 119H204V121H201V122H203V123L205 122V123H204L205 125L203 124L205 127L202 126L204 129H205L206 127H208V126H209V127L212 126V124H211V120H210ZM242 119H246L245 116H244ZM256 119H258V118H256ZM259 119H258V120H259ZM136 120H137V119H136ZM136 120H134V121H136ZM138 120H139V118H138ZM217 120H218V121H217ZM234 120H233V122H234ZM247 120H243V123H246V122L249 121V120H248V121H247ZM128 121H130V120L128 119ZM134 121H132L131 123H133ZM139 121H140V120H139ZM147 121H148V120H147ZM245 121H246V122H245ZM255 121H256V120H255ZM255 121H254V122H255ZM233 122H232L233 125L238 123V121H237L236 123H233ZM249 122H250V121H249ZM142 123H143V121H142ZM148 123H149V122H148ZM241 123H242V120H241ZM133 124H134V123H133ZM135 124H136V122H135ZM139 124H140V123H139ZM232 124L230 123V127L233 126ZM247 124H248V123H246V125H247ZM253 124H254V123H253ZM141 125H142V124H141ZM141 125H140V126H141ZM198 125H199V123H198ZM201 125H202V124H201ZM201 125H200V127H201ZM210 125H211V126H210ZM237 125L240 126L241 124L239 125V123H238ZM242 125H243V124H242ZM242 125H241V126H242ZM244 125H245V124H244ZM196 126H197V125H196ZM196 126H194V128H195ZM226 126H228V129H227V130H228L227 133H228V132L230 131V130H229V123H228ZM238 126H234V127L237 128ZM248 126L250 127V125H248ZM256 126H257V125H256ZM262 126H264V125H262ZM55 127H56V125H54V123H53V124L51 123V125H50L48 128H52V129H53V128H55ZM57 127H58V126H57ZM145 127H143L144 130H147V129H145ZM191 127H193V126H191ZM197 127H198V126H197ZM200 127H199V128H200ZM259 127H260V126H259ZM259 127H258V128H259ZM48 128L46 129L47 131L50 130V129H48ZM137 128H139V126H138ZM203 128H200L199 130L201 131ZM219 128L213 127L212 129H215V130H216V129H219ZM244 128H245V126H244ZM250 128H251V127H250ZM255 128L257 129V127H255ZM190 129H191V128H190ZM190 129H189L188 133L190 132ZM192 129H193V128H192ZM195 129H196V131L198 130L197 128H195ZM209 129H210V128L205 129L206 131L208 130L207 133H206V131L202 130V131L204 132L203 134H204V135H205V133H206L207 135H208V133L210 134L212 129H210V131H209ZM248 129H249V128H248ZM56 130H57V129H56ZM132 130H133V129H132ZM135 130H136V129H135ZM135 130H134V131H135ZM219 130H221V129H219ZM219 130H217L216 134L219 132ZM222 130H223V132H224V129H222ZM240 130H241V131L243 130L242 127L240 128ZM250 130H251V129H250ZM262 130H264V128H262ZM174 131H175V132H174ZM196 131L193 130V132H192V131H191V132H192V134H193V133L196 132ZM202 131H201V134H200V133H199V134L202 135V137H203ZM225 131H226V129H225ZM251 131H252V130H251ZM137 132H138V131H136V132H131L130 134H134V133H137ZM184 132H187V129H186V131L184 130ZM197 132H198V131H197ZM212 132H213V131H212ZM221 132H222V131H221ZM221 132H219V133H221ZM232 132H233V131L231 130V136L234 135V134L232 135ZM234 132H235V130H234ZM245 132H246V130H245ZM248 132H250V131L248 130L247 133H248ZM55 133H56V132H55ZM58 133H59V132H58ZM138 133H139V134H138ZM138 133H137L136 135H140V132H138ZM158 133L161 134V136H158V135H157ZM180 133H181V132H180ZM213 133H214V132H213ZM219 133H218V135H220ZM254 133H255V131H254ZM259 133H260V132H259ZM46 134H47V132H46ZM150 134H151V135H150ZM155 134H156V135H155ZM166 134H165V135H166ZM186 134H187V133H186ZM189 134H190V136L192 135L191 133H189ZM194 134H195V136L197 137V134H198V133H197V134L194 133ZM194 134H193V135H194ZM214 134H215V133H214ZM235 134H236V133H235ZM261 134H262V133H261ZM261 134H259V135H261ZM47 135H48V134H47ZM49 135H50V134H49ZM128 135H129V133H128ZM128 135H127V136H128ZM136 135H135V136H136ZM178 135H180V134H178ZM200 135H198L199 137H197V138H199V139L201 138V142H202V140L206 137V135L203 137V139H202V137H200ZM211 135H213V134H211ZM218 135H216L217 138H216V136L214 135L215 138H216V139L219 138L218 140L221 142V144L223 143V144L225 145L226 142H228V140H229V138H228V136H227V135H229V134H226V135L224 134L225 137L227 136V139H225V140H224V138H225L224 136H223L224 138L222 137V139H221ZM236 135H237V134H236ZM248 135H251V133H250V134L248 133L247 136H248ZM263 135H264V134H263ZM144 136L142 137V135H141L140 138H144ZM163 136H164V134H163ZM175 136L177 137V135L174 134L173 138H174ZM195 136H191V137L188 136V138L190 139V142L192 141L191 139H193V138L195 139ZM209 136H210V135H208L207 137H209ZM220 136H221V135H220ZM234 136H235V135H234ZM238 136H239V135H238ZM240 136H241V135H240ZM240 136H239V137H240ZM243 136L247 137V136L245 135L244 132H243ZM53 137H54V136H53ZM130 137H131V135H130ZM133 137H134V136L132 135V138H133ZM136 137H137V136H136ZM138 137H139V136H138ZM166 137H168V136H165V138H166ZM176 137H175V138H176ZM178 137H179V136H178ZM183 137H185V135H183ZM210 137H211V136H210ZM212 137H213V136H212ZM261 137H262V136H261ZM168 138H170V136H169ZM168 138H167V139H168ZM171 138H172V135H171ZM181 138H182V137H181ZM186 138H187V136H186ZM197 138H196V139H197ZM213 138H214V137H213ZM213 138H212V139H213ZM215 138H214V140H216ZM235 138H236V137H235ZM235 138H234V139H235ZM256 138H257V136H256ZM125 139H126V138H125ZM133 139H134V138H133ZM135 139H136V138H135ZM135 139H134V140H135ZM183 139H184V138H183ZM194 139H193V140H194ZM206 139H207V138H206ZM208 139H209V138H208ZM208 139H207V141H208ZM220 139H221V140H220ZM231 139H232V138H231ZM241 139H242V138H241ZM253 139H255V138L253 137L251 140H253ZM260 139H261V138H260ZM260 139H259V142L261 141ZM262 139H264V138H262ZM49 140H50V141L53 143V145L56 147L55 152L58 151L60 157L64 158V157L68 154V153L66 154V153H65V149H63V147H65V146L62 147V144L58 143L55 139H50V138H49ZM165 140H166V139H165ZM210 140H211V139H209V141H210ZM236 140H237V138H236ZM236 140H234V141H236ZM243 140H245V139H243ZM243 140H242V141H243ZM246 140H247L248 142L250 141V140H248V139H246ZM59 141H61V140H59ZM168 141H169V140H167V142H168ZM177 141H179V139L176 140V142H177ZM182 141H183V140H182ZM182 141H180L181 144H182L181 146H183V142H182ZM187 141H188V139H187ZM203 141H204V143H206V142H205V141H206L205 139H204ZM216 141H217V140H216ZM216 141H215V142H216ZM242 141L240 140V142H242ZM137 142H138V141H137ZM169 142H170V143H169ZM169 142H168V143L171 145V141H169ZM172 142H174V140H173ZM176 142H175L176 147H179L177 144L180 143V142H178L177 144H176ZM188 142H189V141H188ZM190 142H189L188 144H186V145H189V144L192 145V144H194V143H192V142H195V143H196V142H199V141H198V140H197V141L194 140V141H192L191 143H190ZM212 142H214V141H212ZM229 142H231V140H230ZM238 142H239V141H238ZM240 142H239V144H240ZM245 142H246V141H245ZM245 142H244V143H245ZM255 142H256V141H255ZM255 142L253 143L254 145H255ZM39 143H40V142H39ZM42 143H43V142H42ZM52 143H51V144H52ZM165 143H166V142L164 141V144H165ZM168 143H166L167 146L169 145ZM185 143H186V141L184 142V144H185ZM199 143H200V142H199ZM204 143H203V144H204ZM207 143H208V142H207ZM207 143H206V144H207ZM242 143H243V142H242ZM246 143H247V142H246ZM164 144H162V146H163ZM166 144H165V145H166ZM203 144L201 143V145H200V144H199V145H196L197 149L200 148V147L202 148V150L200 149L199 151H202V152H203V150L205 149V147H206V146H209V145H206V144H205V145H206V146H205V145H203ZM209 144H210V142H209ZM216 144H218V143H216ZM223 144H222V145H223ZM233 144H234V143H233ZM235 144H236V143H235ZM247 144H248V143H247ZM251 144H252V142H251ZM42 145H44V144H42ZM46 145H47V144H46ZM53 145H51V146H53ZM63 145H64V143H63ZM122 145H123V144H122ZM170 145L168 146L169 148H171ZM179 145H180V144H179ZM190 145H189V146H190ZM202 145H203L204 147H203ZM211 145H212V143H211ZM214 145H215V144L213 143V146H214ZM224 145H223V146H224ZM227 145H228V143H227ZM229 145H230V144H229ZM241 145H242V144H241ZM254 145H253V146H254ZM262 145L264 146V140L261 141V143H260L259 146H262ZM36 146H37V143H36ZM119 146H120V145H119ZM167 146H166V147H167ZM172 146L175 147L173 143H172ZM181 146L179 147V150H180V151L183 150V149L181 148ZM192 146L194 147V145H192ZM198 146H200V147H198ZM225 146H226V145H225ZM230 146H231V145H230ZM230 146H229V147H230ZM233 146H235V145H233ZM233 146L231 147V149H233ZM236 146L238 147V145H236ZM236 146H235V147H236ZM242 146H243V145H242ZM249 146L252 147V145H249ZM255 146L257 147V145H255ZM255 146H254V147H255ZM38 147H41V146L38 145ZM38 147H37V148H38ZM117 147H118V146H117ZM122 147H123V146H122ZM185 147H186V146H185ZM185 147H184V148H185ZM190 147H191V146H190ZM190 147H189V149L185 148V150L187 149L188 152H190V151H191ZM193 147H191V148H193ZM235 147H234V148H235ZM254 147H253V149H255ZM35 148H36V147H35ZM45 148L47 149V147H45ZM113 148H114V147H113ZM118 148H119V147H118ZM118 148H117V149H118ZM203 148H204V149H203ZM215 148H216V147H215ZM223 148H224V147H223ZM244 148H245V147H244ZM244 148H243V149H244ZM247 148H249V147H247ZM39 149H40V148H39ZM39 149H38V150H39ZM42 149H43V148H42ZM46 149H44V150H42V151H45ZM54 149H55V148H54ZM160 149L162 150V148H160ZM173 149H174V150H173ZM173 149H172V150H173V153H175V152H176V153H175L174 156H173V155L170 156V155H169L170 152H168V155L170 156V158H175V159L177 158V160H179V162H183V161H184V156L187 155V154H185L184 156L181 155V157H183V160L181 161L182 158L179 157L180 155H178V154H181L183 151H182V152L178 151V150H177L178 148H173ZM194 149H195V147H194ZM194 149H192V150H194ZM208 149H210V147H208L204 153L207 154V152H209ZM213 149H214V147H213ZM219 149H220V148L218 147V151H219ZM231 149H230V151H231ZM235 149H236V148H235ZM238 149H239V148H238ZM241 149H242V148H241ZM253 149H252V152H253ZM260 149L262 150V148H260ZM260 149H259V151H261ZM80 150H81V149H80ZM82 150H84V149H82ZM82 150H81V151H82ZM122 150H121V151H122ZM172 150H171V151H172ZM176 150H177L179 153H177ZM185 150H184V152H185ZM189 150H190V151H189ZM227 150H229V148H228V149L226 148V151H227ZM244 150H245V149H244ZM248 150H249V149H248ZM257 150H258V149L256 148V151H257ZM34 151H35V150H34ZM84 151H86V150H84ZM93 151H94V150H93ZM96 151H97V150H96ZM101 151H102V150H101ZM115 151H117V150H115ZM123 151H122V152H123ZM164 151H165V150H163L162 152H164ZM166 151H169V150H166ZM174 151H175V152H174ZM195 151H196V149L194 150V152H195ZM199 151H197V152H199ZM211 151H212V149H211ZM214 151H216V149H214ZM218 151H216V152L218 153ZM221 151H224V149H223V150L221 149ZM226 151H224V152H226ZM249 151H251V150H249ZM38 152H39V151H38ZM52 152H53V151H52ZM55 152H54V154H56ZM79 152H80V151H79ZM79 152H78V153H79ZM90 152H91V151H90ZM106 152H107V151H106ZM194 152L191 151L190 153H191V154L193 153V154H195V155H198V154H199V153L197 154V152H196V153H194ZM212 152H213V151H212ZM242 152H243V151H242ZM252 152H251V154H249V153L247 152V154L252 156V154H253L255 151H254L253 153H252ZM29 153H30V152H29ZM40 153H41V152H40ZM43 153H44V152H43ZM49 153H51V152L49 151ZM49 153H48L47 155H49ZM83 153H84V152H83ZM94 153H95V152H93V154H94ZM102 153H103V152H102ZM108 153H109V152H108ZM164 153H165V152H164ZM190 153H188V156H189ZM214 153H215V152H214ZM245 153H246V152H245ZM255 153H256V152H255ZM24 154L27 155V153H24ZM34 154H35V153H34ZM37 154H39V153H37ZM41 154H42V153H41ZM52 154H53V153H52ZM93 154H92V156H93ZM103 154H104V153H103ZM160 154H161V153H160ZM171 154H172V153H171ZM176 154L178 155L177 157H176ZM200 154H201V153H200ZM200 154H199V155H200ZM209 154H210V153L207 154L208 157H210V155H212L213 153L210 154V155H209ZM215 154H216V153H215ZM219 154L221 155L220 152H219ZM225 154H226V153H225ZM230 154H231V153H230ZM233 154H234V152H233ZM257 154H259V153H256V156L253 155L251 158H249V159L246 158L245 160H247V161L250 160L249 162H252V163H253V161L255 162V159L257 160V158L260 157V156H257ZM260 154H261V153H260ZM26 155H25V156H26ZM39 155H40V154H39ZM39 155H37V156H39ZM43 155H44V154H43ZM43 155H41V156H43ZM56 155H57V154H56ZM82 155H83V154H82ZM98 155H100L99 152H98ZM108 155H109V154H108ZM108 155H107V156H108ZM111 155H112V154H111ZM111 155H110V156H111ZM157 155L160 157V159H157V158H158ZM164 155H165V154H164ZM195 155H193V156H195ZM216 155H217V154H216ZM220 155H217V156L219 157ZM240 155H241V154H240ZM240 155H238V156L241 157ZM263 155H264V154H263ZM31 156H32V155H31ZM31 156H30V157H31ZM45 156H46V155H45ZM49 156H51V155H49ZM68 156H69V155H68ZM68 156H67V157H68ZM78 156H79V155H78ZM104 156H105V155H104ZM114 156H115V155H114ZM166 156H167V154H166ZM191 156H192V155H191ZM234 156H235V155H234ZM234 156H232V158H233ZM238 156H237V159H238ZM261 156H262V155H261ZM26 157H27V156H26ZM33 157H34V156H33ZM35 157H36V155H35ZM56 157H57V156H56ZM56 157H55V158H56ZM79 157H80V156H79ZM98 157H99V156H98ZM156 157H157V158H156ZM178 157H179V158H178ZM185 157H186V156H185ZM200 157H201V156H200ZM202 157H203V156H202ZM202 157H201V158H202ZM211 157H212V156H211ZM213 157H215V156L213 155ZM223 157H224V155H223ZM228 157H229V156H228ZM228 157L226 156V158H228ZM243 157H244V156H243ZM246 157H247V156H246ZM21 158H22V157H21ZM23 158H24V157H23ZM28 158H29V156H28ZM42 158H43V157H42ZM80 158H81V157H80ZM80 158H79V159H80ZM83 158H84V157H83ZM103 158H104V157H103ZM164 158H165V156H164ZM170 158L168 159V160H169V163H168V164H167V162H168L167 160H166L167 162L164 161V162L168 165V169L172 168L171 165L173 164V163H172L173 160H170ZM191 158H192V157H191ZM195 158H196V160H197V157H195ZM195 158H194V159H195ZM198 158H199V156H198ZM201 158H200V160H201ZM204 158H205V157H203V159H204ZM220 158H221V157H220ZM241 158H242V157H241ZM244 158H245V157H244ZM244 158H243V159H244ZM260 158H261V157H260ZM35 159H37V158H35ZM38 159H39V160H37V161L40 162V161H41V160H40V157H38ZM47 159H48V158H47ZM52 159H54V157H53ZM96 159H97V160H96ZM100 159H101V160H100ZM104 159H105V158H104ZM111 159H112V160H111ZM118 159H119V160L121 159L123 165H124V162L126 161V164H128V166L125 165V167H124L123 169H125V168L127 169V167H128V171L125 169V170H126V171H125V174H123V172H119V171L117 170V171L120 173V174H117V175L120 176L121 173H122L123 176H121L120 178L118 177L119 179H118L115 183H111V182H110L111 184L109 183V181L106 182L107 180H106V181L104 180V181H102V184H101L103 187H102V188H99V187H101V186H99V184L101 183V180H102V178L104 177V174L107 172L106 169L112 168L111 170H113L116 166H117V169L120 168L119 166L121 165V163L119 164V160H118ZM154 159L157 160V162H155L153 165H151L152 163H150V162H153ZM165 159H167V157H166ZM175 159H174V161L177 162ZM186 159H187V158H186ZM186 159H185V160H186ZM216 159H217V158H216ZM229 159H230V157H229ZM243 159H242V160L240 159L241 161H240V160H238V161H240V162L242 163ZM263 159H264V156H262V159H261V160H263ZM18 160H20V159H18ZM18 160H17V161H18ZM49 160H51V159L49 158ZM55 160H56V161H57V160L59 161L60 159L58 158V159H55ZM82 160H83V159H82ZM155 160H154V161H155ZM187 160H188V159H187ZM191 160H192V159H191ZM214 160H215V159H214ZM221 160H222V159H221ZM23 161H24V160H23ZM30 161L33 162L34 160L31 159ZM44 161H46V160H44ZM53 161H54V160H52V161H50V162H53ZM58 161H57V162H58ZM70 161H71V160H70ZM83 161H84V160H83ZM149 161H150V162H149ZM162 161H163V160H161L160 163H164V162H162ZM170 161H172V162H171L172 164H171L170 167H169ZM188 161H189V160H188ZM188 161H185V162H188ZM192 161H193V160H192ZM194 161H195V160H194ZM198 161H199V160H198ZM201 161H202V160H201ZM208 161H210V160H208ZM223 161H224V159H223ZM223 161H222V162H223ZM225 161H227V159H225ZM229 161H231V160H228V162H229ZM28 162H29V160H28ZM47 162H48V161H46L45 163H47ZM87 162H88V163H87ZM179 162L177 163V165L179 164ZM203 162H204V161H203ZM212 162H213V161H212ZM215 162L217 163L218 161L216 160ZM231 162H232V161H231ZM231 162H230V163H231ZM234 162H235V160H234ZM234 162L231 163V164H233V166H234V164H235ZM244 162H245V161H244ZM12 163H13V162H12ZM18 163H19V162H18ZM33 163H34V162H33ZM37 163H38V162H37ZM53 163L55 164V161H54ZM58 163H60V162H58ZM148 163H150V164H149L150 166L147 165V166L150 167V168H149L150 171L147 169L148 167H146V164H148ZM165 163H164V164H165ZM196 163H197V161H196ZM209 163H210V162H209ZM218 163H219V162H218ZM218 163H217V164H218ZM226 163H227V162H226ZM245 163H246V162H245ZM245 163H242V164L245 165ZM252 163H250V164H252ZM23 164H24V163H23ZM31 164H32V163H31ZM38 164H39V163H38ZM50 164H51V163H50ZM69 164H71V163H69ZM117 164H118L119 166H118ZM175 164H176V163H175ZM180 164H183V163H180ZM180 164H179V165H180ZM184 164H185V163H184ZM205 164L207 165L206 162H205ZM238 164H240V163H239V162L236 163L237 167H238ZM250 164L247 162V165H250ZM253 164H254V163H253ZM24 165H25V164H24ZM24 165H23V166H24ZM32 165H34V164H32ZM32 165H31V166H32ZM35 165H36V161H35ZM35 165H34V166H35ZM40 165H41V164H40ZM45 165H46V164H45ZM45 165L42 164L41 167L43 168V166H45ZM47 165H49V164H47ZM51 165H52V164H51ZM51 165H50V166H51ZM55 165H56V164H55ZM60 165H61V164H60ZM157 165H158V164H157ZM167 165H166V166H167ZM179 165H178V166L175 165V166L178 167V169H179V168H180ZM188 165L190 166V164H188ZM188 165H187V166H188ZM191 165H193V164L191 163ZM194 165H195V164H194ZM202 165H203V164H202ZM215 165H216V164H215ZM219 165H220V164H219ZM223 165H224V164H223ZM225 165H226V164H225ZM236 165H235V166H236ZM243 165H242V166H243ZM247 165H246V166H247ZM12 166H13V165H12ZM19 166H20V165H19ZM19 166H18V167H19ZM56 166H59V165H56ZM110 166H112V167H110ZM113 166H115V167L113 168ZM158 166H162V164H159ZM163 166H164V165H163ZM182 166H183V165H182ZM189 166H188V167H189ZM207 166H209V165H207ZM227 166L229 167L230 164H228ZM227 166H226V167H227ZM231 166H232V165H231ZM231 166H230V167H231ZM233 166H232V168H233ZM235 166H234V168L237 169V167H235ZM251 166H252V165H251ZM251 166H248V167H251ZM18 167H17V168H18ZM20 167H21V166H20ZM41 167H40V168H41ZM52 167H54V166H52ZM121 167H123V166H121ZM144 167H146V168L143 170ZM156 167H157V166H156ZM183 167H184V166H183ZM183 167H182V170H183ZM188 167H187V168H188ZM192 167H193V166H191V170H192ZM203 167H204V165H203ZM211 167H213V165H211ZM226 167H225V168H226ZM228 167L226 168V170H228V169L230 168V167H229V168H228ZM240 167H241V166H239L238 169H240ZM243 167H245V166H243ZM243 167H241V168H243ZM248 167H247V168H248ZM17 168H16V169H17ZM24 168H26V167L24 166ZM37 168H38V167H37ZM42 168H41V169H42ZM46 168H47V167H46ZM65 168H66V167H65ZM68 168H69V167H68ZM73 168H74V167H73ZM158 168H161V167H158ZM184 168H186V167H184ZM187 168L185 169V171L187 170ZM197 168H199V167H197ZM214 168H215L214 170H216V167H214ZM234 168H233L232 170H229V173H228V171H227V176H228V177H226V179H227V180H231V181H232L231 183H233V182L235 183L236 181H237V182H236L235 184L233 183V184H232V185H233L232 187L229 186V185H231V184H226L225 182L223 183V184H224L223 187H226V186H227V187H228V190L226 189L227 187L223 189V188L221 187L222 185H221V186H218V185H220V184H219V182H218L217 180H215L214 178H216V177L220 178V177H219V176H216L215 173L211 172V173H213V175L215 174V175H214L215 177H214V176H212L209 172H208L207 174H206V173H203V175H202V174H198V173L195 172L196 174H198V175L195 174V176H194L195 178H196V176H200V177H197V178H199V182L197 181V180H198L197 178H196V180L194 179V182H195V181H196V183L198 182V184H197V186H198V187H197V190H198V191H201V190L204 188V189L206 190L205 192H207V193H206V196L201 195L200 192L196 193V195H195V201H196V207H197V209L199 210V212L202 213V214H207V213H209V210H208V205H207V203H206V199H205V197H207V199H208L210 202L213 201V198H214L215 200H218V201H220V202H223V201L220 200V199H223V196H224V195H223L222 197H220V196L222 195V193H223V191L220 190V189H223L224 192H225V194H228V195L232 198V199H230L231 202H227L226 199H225V203H222L223 205H225L226 202H227V205H225L224 208L222 207V208H223V211H224L223 214H224V216H225L224 218L227 219L228 226L231 227V228L229 229V230H232V232H231L230 234L233 233L235 236H238V238H239V237L242 236V234L245 233V230L247 229V226H246L247 221L249 220V221H248L249 223H250L251 221H253L251 218H252V216H256V215H257L256 213L258 212V210H257V212H255V211L253 212V211L251 210L252 206L250 205V206H249L250 208L248 207L247 210L245 209V211H247V212H249V210L252 211V212H251V215H252V216L250 215V213H249V215H250V216H249V215H246V212H245V211H244L245 213H243V211H241V210L239 209V207L236 206V202H235V201H236V200H235V197H236V196H235V195H237L238 193H239V194H242L241 192H243V190H241L240 192L238 191L237 194H236L237 186H238V188L240 187V186H239L240 182H239V184L237 185V183H238V181H239V178H238V175H239L238 172H239V170L236 171L237 173H236V172H235V173L233 172L232 174H230L231 171H233V170L235 171ZM8 169H9V168H8ZM12 169H14V167H13ZM21 169H22V168H21ZM32 169H34V168H32ZM41 169H38V170L36 169V170H37V172H38L39 170L41 171ZM57 169H58V168H57ZM69 169H70V168H69ZM79 169H80V168H79ZM123 169H122V170H123ZM146 169L149 171L148 173H145V172H147V171H145ZM156 169H157V168H156ZM173 169H174V166H173ZM189 169H190V168H189ZM208 169H209V168H208ZM212 169H213V168H211V170H212ZM230 169H231V168H230ZM250 169H251V168H250ZM22 170H23V169H22ZM43 170H44V169H43ZM47 170H48V169H47ZM51 170H53V169L51 168ZM58 170H59V169H58ZM60 170H61V169H60ZM60 170H59V171H60ZM64 170H65V169H64ZM109 170H110V169H109ZM114 170H116V169H114ZM114 170H113V171H114ZM158 170H159V169H158ZM161 170H163V169L161 168ZM165 170H166V169H165ZM175 170H176V169H175ZM205 170H206V169H205ZM214 170H213V171H214ZM219 170L221 171V169H219ZM222 170H223L222 172H224V168H223ZM226 170H225V173H226ZM10 171H11V170H10ZM12 171H14V170H12ZM15 171H16V170H15ZM25 171H26V170L24 169V172H25ZM40 171H39V172H40ZM62 171H63V170H62ZM62 171H61V174H62ZM123 171H124V170H123ZM155 171H156V170H155ZM172 171H173V170H172ZM180 171H181V170H180ZM187 171H188V170H187ZM198 171L200 172V171H202V170L200 169V170H198ZM206 171H207V170H206ZM217 171H218V169H217ZM220 171L216 172L217 175H220V174H218ZM240 171H241V170H240ZM245 171H246V170H245ZM8 172H9V170H8ZM20 172H21V171H20ZM20 172H19V173H20ZM24 172H23V173H24ZM26 172H27V171H26ZM26 172H25V173H26ZM37 172L35 171V174H36ZM41 172H42V171H41ZM49 172H50V170H48V173H49ZM63 172H64V171H63ZM66 172H67V170H66ZM80 172H81V171H80ZM83 172H82V173H83ZM115 172H116V171H115ZM115 172H114V173H115ZM159 172H160L159 174H161L162 171L159 170ZM164 172H165V171H164ZM164 172H163V175H164ZM178 172H179V170H178ZM182 172H183V171H182ZM182 172H181V174H179V173L177 174V173H176V175H180V176H181V175H182ZM202 172H203V171H202ZM241 172H242V171H241ZM243 172H244V171H243ZM13 173H14V172H13ZM19 173H18V175H19ZM23 173H22V174H23ZM28 173H29V172H28ZM43 173H44V171H43ZM45 173H46V172H45ZM45 173H44V174H45ZM48 173H47V174H48ZM52 173H54V172L52 171ZM52 173H51V174H52ZM70 173H71V172H70ZM82 173H81V177H82L83 175H85V173H84V174H82ZM87 173H89V175H91V176H89V175L87 176ZM116 173H117V172H116ZM152 173H153V172H152ZM152 173H151V174H152ZM156 173H157V172H156ZM168 173H169V172H168ZM172 173H173V172H172ZM193 173H194V172H193ZM200 173H201V172H200ZM244 173H245V175H246V172H244ZM244 173H242V174H244ZM11 174H12V173L10 172V175H11ZM16 174H17V172H16ZM20 174H21V173H20ZM38 174H39V173H38ZM38 174H37V175H38ZM40 174H41V173H40ZM40 174H39V175H40ZM49 174H50V173H49ZM55 174H56V173H55ZM111 174H112V173H111ZM149 174H150V173H149ZM151 174H150V175H151ZM191 174H192V172H191ZM221 174H222V173H221ZM223 174H224V173H223ZM229 174H230V175H229ZM7 175H8V174H7ZM23 175H24V174H23ZM27 175H28V174H27ZM42 175H43V174H42ZM42 175H40L41 178H42ZM77 175H78V174H77ZM150 175H146V178L149 177ZM156 175H157V174H154L153 176H156ZM171 175H172V174H171ZM171 175H170V176H171ZM184 175H185V174H184ZM186 175L188 176L189 173L186 174ZM19 176H20V175H19ZM28 176H29V175H28ZM31 176H32V174H31ZM44 176H45V175H44ZM48 176H50V175H47V177H48ZM52 176H53V175H52ZM58 176L60 177V176H62V175H58ZM71 176H73V173H72ZM107 176H108V175H107ZM113 176H114V175H113ZM142 176H143V177H142ZM166 176H167V175H166ZM180 176H179V177L177 176V177L180 178ZM220 176H222V175H220ZM242 176H243V175H242ZM6 177H7V176H6ZM9 177H12V176H9ZM14 177H17V176H13V178H14ZM32 177H33V176H32ZM32 177H31V178H32ZM110 177H112V175H111ZM110 177H109V178H110ZM151 177H152V176H151ZM151 177H149L150 180H152ZM160 177H161V175L159 176V178H160ZM163 177H164V176H163ZM184 177H185V176H184ZM18 178H19V177H18ZM36 178H37V177H36ZM39 178H40V177H39ZM41 178H40V179H41ZM48 178H49V177H48ZM48 178H47V180H48ZM60 178H63V177H60ZM66 178H67V177H66ZM68 178H69V177H68ZM72 178H73V177H72ZM79 178H80V177H79ZM105 178H106V177H105ZM107 178H108V177H107ZM109 178H108V180H109ZM112 178H113V177H112ZM112 178H110V179H112ZM114 178H115V177H114ZM123 178L130 179V180H126V179H124V180H125V183H124V182H123V181H124ZM149 178H148V181H149ZM152 178H153V177H152ZM159 178H158V179H159ZM188 178H189V177H188ZM191 178H192V176H191ZM218 178H217V179H218ZM221 178H223L224 181L226 180V179H224V178H225L224 175H223ZM237 178H238V180H237ZM5 179H6V178H5ZM7 179H8V178H7ZM14 179H15V178H14ZM21 179H22V178H21ZM27 179H28V178H27ZM29 179H30V178H29ZM33 179H34V178H33ZM37 179H38V178H37ZM52 179H53V178H52ZM64 179H65V178H64ZM82 179H83V177H82ZM153 179L155 180V177H154ZM156 179H157V178H156ZM160 179H161V178H160ZM162 179H163V178H162ZM186 179H187V178H186ZM246 179H247L246 177H245V179H244V177H243V180H246ZM10 180H11V179H10ZM24 180H26V179H23V181H24ZM30 180H31V179H30ZM43 180H45V179H43ZM50 180H51V179H50ZM113 180H114V179H113ZM143 180H144V179H143ZM143 180H142V181H143ZM189 180H191V179H189ZM192 180H193V179H192ZM192 180H191V181H192ZM223 180H221V181H223ZM234 180H236V181H234ZM247 180H248V179H247ZM5 181H7V180H5ZM16 181H17V179H16ZM28 181H29V180H28ZM55 181H56V180H55ZM59 181H60V179H59ZM65 181L68 182V180H65ZM69 181L71 182L70 179H69ZM73 181H74V180H73ZM132 181H133V182H132ZM137 181H138V182H137ZM152 181H153V180H152ZM152 181H150V182H152ZM155 181H156V180H155ZM9 182H10V181H9ZM17 182H18V181H17ZM17 182H16V183H17ZM20 182H21V181H20ZM44 182H46V181H44ZM44 182H43V183H44ZM70 182L68 183L69 185H71ZM105 182H106V184L109 183V185L107 184V185L104 186L103 184H104ZM113 182H114V181H113ZM120 182H123V183H120ZM145 182H146V181H145ZM227 182H228V181H227ZM229 182H230V181H229ZM247 182H248V181H246L245 183H247ZM6 183H7V182H5L4 185L2 184V186L4 187V186L6 185ZM21 183H22V182H21ZM21 183H20V184H21ZM23 183H24V182H23ZM23 183L21 184L22 187L24 186ZM27 183H28V182H26V185H27ZM32 183H33V182H32ZM41 183H42V182H41ZM41 183H40V184H41ZM49 183H50V181H49ZM51 183H52V182H51ZM54 183H55V182H54ZM60 183H62V184H61L62 186H65V185L63 184V181L60 182ZM72 183H74V182H72ZM83 183H84V182H82V184H83ZM128 183H129V182H128ZM154 183H155V182H152V184H154ZM158 183L160 184L161 181H159ZM192 183H193V182H192ZM196 183H195V184H196ZM243 183H244V182H243ZM7 184H8V183H7ZM20 184H19V185H20ZM47 184H48V182H47ZM56 184H58V183H56ZM74 184H75V183H74ZM125 184H126V185H125ZM129 184H130V183H129ZM149 184H150V183H149ZM189 184H190V183H189ZM221 184H222V183H221ZM241 184H242V183H241ZM247 184H248V183H247ZM13 185H14V184H13ZM15 185H16V184H15ZM17 185H18V184H17ZM17 185H16V186H17ZM28 185H30V183H28ZM49 185H51V184H49ZM49 185H47V186H49ZM54 185H55V184H54ZM61 185H60V186H61ZM69 185H67V186H69ZM84 185H86V184H83V186H84ZM133 185H135V184H133ZM136 185H137V184H136ZM144 185H145V184H144ZM225 185H226V186H225ZM243 185H244V187H245L246 184H243ZM243 185H242V186H243ZM8 186H9V185H8ZM11 186H12V185H11ZM31 186H32V185H31ZM33 186H34V185H33ZM41 186H42V185H41ZM60 186H59V187H60ZM124 186H126V187H124ZM145 186L147 187L148 184H146ZM154 186H156V185H154ZM159 186H160V185H158V188H159ZM217 186L219 187V189L216 188ZM235 186H236V187H235ZM249 186H250V185H249ZM5 187H6V186H5ZM13 187H14V186H13ZM27 187H28V186H27ZM36 187H37V186H36ZM45 187H46V186H45ZM71 187H72V186H71ZM95 187H93V190H94ZM131 187H132V186H131ZM135 187H136V186H135ZM151 187H152V186H151ZM220 187H221V188H220ZM244 187H242V189H243ZM0 188H2V187H0ZM24 188H25V187H24ZM28 188H29V187H28ZM28 188H27V190L25 189L24 191H30V194H31V190H33V189L28 190ZM37 188H38V187H37ZM49 188H50V187H49ZM49 188H48V189H49ZM57 188H58V187L54 188V190L57 189ZM61 188H62V187H61ZM78 188H79V187H78ZM83 188H84V187H83ZM138 188H139V187H138ZM149 188H150V187H149ZM9 189H10V188H9ZM39 189H41V188H39ZM50 189H52V188H50ZM64 189H66V188H64ZM68 189H69V188H68ZM68 189H67V190H68ZM71 189H74V191L76 190L75 188H71ZM71 189H69V190H71ZM88 189H90V188L88 187ZM132 189H133V188H132ZM141 189H142V188H141ZM141 189L139 190L140 192L143 190V189H142V190H141ZM145 189H146V188H145ZM150 189H151V188H150ZM155 189H157V187H156ZM159 189H161V187H160ZM225 189H226V190H225ZM13 190H14V189H13ZM19 190H20V189H19ZM19 190H18L17 192H19ZM37 190H38V189H37ZM43 190H44V189L42 188V191H43ZM58 190H59V189H58ZM129 190H130V188L128 189V191H129ZM147 190H148V188H147L145 191H146L147 193H149V192H148L149 190H148V191H147ZM152 190H153V189H151V192H152ZM218 190L222 191L221 195H219L220 193H219ZM239 190H240V188H239ZM24 191H23V192H24ZM34 191H35V190H34ZM34 191H32V192H34ZM40 191H41V190H40ZM40 191H39V192H40ZM50 191H51V190H50ZM55 191H56V190H55ZM84 191H85V190H84ZM132 191H133V190H132ZM145 191H144V194H146ZM159 191H160V190H159ZM203 191H204V190H203ZM20 192H22V191H20ZM23 192H22V193H23ZM35 192H38V191H35ZM51 192H52V191H51ZM51 192H50V197H51V194H52ZM56 192H57V194H58V191H56ZM56 192H55V193H56ZM61 192H62V191H61ZM68 192H69V193H68ZM68 192H65L66 195H67V194L70 195V193L73 192V190H72L71 192H70V191H68ZM76 192H77V191H76ZM97 192H98V191H97ZM125 192H126V193H125ZM154 192H155V191H154ZM156 192H157V191H156ZM194 192H195V191H194ZM196 192H197V191H196ZM205 192H204V193H205ZM244 192H245V191H244ZM246 192H247V191H246ZM15 193H16V191H15ZM47 193H48V192H47ZM78 193L80 194V192H78ZM78 193H77V194H78ZM131 193H132V192H131ZM141 193H143V192H141ZM152 193H153V192H152ZM152 193H151V194H152ZM35 194H36V193H35ZM44 194H45V193H44ZM44 194H43V195H44ZM53 194H54V192H53ZM62 194H63V193H62ZM62 194H61V195H62ZM75 194H76V193H75ZM94 194H95V190H94ZM151 194H150V195H151ZM154 194H155V193H154ZM154 194L151 195V199H152V196H155ZM223 194H224V193H223ZM19 195H20V194H19ZM19 195H18V196H19ZM31 195H32V194H31ZM38 195H39V194H38ZM71 195H72V193H71ZM71 195H70V197H71ZM88 195H89V194H88ZM131 195H132V194H131ZM157 195H158V194H157ZM228 195H227L226 197H228ZM21 196H22V195H21ZM34 196H36V195H34ZM47 196H49V195H47ZM47 196H46V197H47ZM58 196H59V199H60L61 197H62L61 199H63V197H64L63 195L60 196L59 194H58ZM67 196H68V195H67ZM73 196H74V194H73ZM86 196H87V195H86ZM144 196H145V195H144ZM148 196H149V195H148ZM193 196H194V195H193ZM240 196H241V195H240ZM26 197H27V196H26ZM44 197H45V196H44ZM44 197H43V198H44ZM70 197H69V198H70ZM77 197H80V200H82L81 198H83V197H81L80 195L77 196ZM91 197H92V196H91ZM99 197H101V196H99ZM99 197H97V195H96V200H97V198H99ZM138 197H139V196H138ZM140 197H141V196H140ZM140 197L137 198V199H141ZM157 197H158V196H157ZM230 197H228V199H229ZM29 198H30V197H29ZM35 198H36V197H35ZM43 198H42V196H40V199L43 200V202H44L45 199H43ZM51 198H53V197H51ZM65 198H68V197H65ZM65 198H64V200H65ZM69 198H68V200H69ZM75 198H76V197H73L72 199H75ZM86 198H88V196H87ZM125 198H126V197H125ZM127 198L130 199L129 194H128V197H127ZM127 198H126V199H127ZM142 198H143V194H142ZM219 198H220V199H219ZM20 199H21V198H20ZM27 199H28V197H27ZM47 199H48V198H47ZM53 199H56L55 196H54ZM57 199H58V198H57ZM77 199H78V200H77L76 202L79 201V198H77ZM90 199H91V198H90ZM93 199H94V197H93ZM120 199H121V200H120ZM129 199H127V201H128ZM137 199H136V200H137ZM147 199H148V198L146 197L145 200H147ZM151 199H150V200H151ZM153 199H154V198H153ZM25 200H26V198L24 199V201H25ZM50 200H51V199H50ZM64 200H63V203L66 202V201H64ZM75 200H76V199H75ZM75 200H74V201H75ZM83 200H84V199H83ZM94 200H95V199H94ZM118 200H119L120 202H118ZM131 200H132V197H131ZM133 200H135V197L133 198ZM141 200H142V199H141ZM239 200H240V199H239ZM244 200H245V199H244ZM244 200L242 201V199H241V202L244 203ZM30 201H32V200H30ZM30 201H29V202H30ZM33 201H34V200H33ZM35 201H37V200H35ZM54 201H57V202H58V200H54ZM90 201H91V200H90ZM92 201H93V200H92ZM107 201H105V203H103V204H106V205H107ZM129 201H130V200H129ZM129 201H128V204H127L128 207H129ZM254 201H255V200H254ZM72 202H73V201H71V203H72ZM93 202H94V201H93ZM93 202H92V203H93ZM102 202H104V201H102ZM102 202H101V203H102ZM121 202H122V203H121ZM139 202H140V201H139ZM144 202H145V201H144ZM144 202H142L141 204H146V203H144ZM238 202H239V201H238ZM32 203H33V202H32ZM47 203H48V202H47ZM60 203H62V202H60ZM88 203H89V202H88ZM125 203H126V202H125ZM132 203H135V205H136L137 201L132 202ZM147 203H149V200H148ZM249 203H250V202H249ZM2 204H3V203H2ZM18 204H19V203H18ZM22 204H23V203H22ZM26 204H28V203H26ZM34 204H35V203H34ZM37 204H38V203H37ZM40 204H41L40 206L43 205V203H40ZM53 204H54V202H53ZM53 204H52V205H53ZM56 204H58V203H56ZM73 204H74V203H73ZM73 204L71 205L72 209H74V208H73ZM83 204H84V203H83ZM93 204H94V203H93ZM93 204H92V205H93ZM123 204H124V203H123ZM240 204H241V203H240ZM255 204H256V203H255ZM31 205H32V204H31ZM49 205H51V202H50ZM52 205H51L50 207H49V206H48V207L51 208ZM54 205H55V204H54ZM61 205H62V204H61ZM66 205H68V204H66ZM66 205H64V206H66ZM81 205H82V202H81ZM84 205H85V204H84ZM87 205L91 206L90 204H86L85 206H87ZM96 205H97V204H96ZM96 205L91 206L90 208H92V209H90L89 206H87V207H88V208L90 209V211L92 212V211L94 210L93 208H95ZM106 205H105V206L102 205V206H103V207H106ZM124 205H125V207H126V204H124ZM124 205H123V206H124ZM132 205H133V204H132ZM149 205H150V204H149ZM223 205H222V206H223ZM237 205H238V203H237ZM260 205H261V204H260ZM5 206H6V205H5ZM27 206H28V205H27ZM38 206H39V205H38ZM44 206H45V205H44ZM64 206H63V208H64ZM75 206H78V208L76 207V210L80 209L79 204H78V205H75V204H74V207H75ZM85 206H84V207H85ZM116 206H117V207H116ZM133 206H134V205H133ZM138 206H139V205H138ZM144 206H145V205H144ZM246 206H248V204H247ZM257 206H258V205H257ZM2 207H4V206H2ZM24 207H25V206H24ZM29 207H30V206H29ZM31 207H32V206H31ZM34 207H35V208H38V207L35 206V205H34ZM46 207H47V204H46ZM68 207H69V206H68ZM68 207H67V209H68ZM84 207H83V205H82V208H81V209L84 210V212H82L83 210H82V211H81V210H80V211H79V210L76 211V210L74 209L75 211L73 210V212H71V217H70V220H69V221L67 220V217L70 216V214H69L70 211H69V210H67L69 213L66 212V214L69 215V216H67V215L65 216V215H64L65 213H64L63 215L66 217V219H64L63 216H62V217H63V219H62V217H60V216H61V213H60V214H59V213L56 214V213H55L56 211L54 212L53 209H47V208H46V209L48 210V211L46 210L47 213H46V211L43 210L45 213L43 212L44 215H42V218L40 219V221H38V223H37V221H35L36 223H34L33 227H32L31 229L29 228V230H27V233L24 232L25 234H23V236H24L25 238H23V239H19L20 241H17L16 243L18 244V242H19V244H20V242H21V244H20L21 247H20V246H19V247L22 248V249H26L27 246H30V245L26 244L27 242H28V243H33V244H34V242H35V244H36V240H37V241H38V239L41 240V238L44 240V238H45V239H46V240H45L46 242H49V243L51 242V243L49 244V245H50L49 247H50V248H53L52 245H51V244L53 243L52 241H54V242H56V243H57V242L59 243L60 240H61V245H62V241H63V239H64L66 243H67V242H70V243H71L72 241H75L74 243L81 244L82 247H83V246H86V245H90L92 248L90 249V247H89V249H90V250L94 249L95 246L100 242V240H104V239L107 240L108 238H107V236H106L107 239H106L105 237H104V239H103L102 237H100L101 235L98 233V231L95 230L94 228H92L94 225H93L91 228L94 229V232L97 231L98 234H93V233L91 234V232H93V230L89 233V230H88L87 228H88L89 226H91V223H92V222H91V223L89 224V226L87 227L86 224H88V223H87L88 220H87V221H85V220L87 219V217H89V215L87 216V214H89V212H88L89 209H88V208L86 209V207H85V209H84ZM99 207H100V206H99ZM140 207H141V206H140ZM242 207H243V206H242ZM244 207H245V206H244ZM244 207H243V209H244ZM261 207H262V206H261ZM18 208H20V207H18ZM53 208L55 209V207H53ZM100 208H101V207H100ZM120 208L122 209V205H121ZM130 208H132V207H130ZM148 208H149V207H148ZM218 208H220V210L222 209L221 206H219ZM41 209H42V207H41ZM58 209L60 210V208H58ZM58 209H57V211L59 212ZM61 209H62V208H61ZM65 209H66V208H65ZM95 209H96V208H95ZM105 209H104L103 211H105ZM121 209H120V211H122V210L124 209V207H123L122 210H121ZM140 209H141V208H140ZM149 209H150V208H149ZM183 209H184V208H183ZM255 209H256V207H255ZM258 209H259V208H258ZM20 210H21V209H20ZM85 210H87V211L85 212ZM97 210H99L98 212H100L102 209H101V210H100V209H97ZM125 210H126V209H125ZM125 210H124V212H125ZM259 210H260V209H259ZM263 210H264V209H263ZM263 210H262V211H263ZM17 211H18V209H17ZM17 211H16V212H17ZM29 211H30V210H29ZM29 211H27V215H28ZM63 211H64V210L62 209V211H60V212H63ZM103 211H101L100 213H102ZM126 211H127V210H126ZM137 211H138V209H137ZM139 211H140V210H139ZM141 211H142V210H141ZM147 211H148V210H147ZM262 211H261V212H262ZM11 212H12V211H11ZM19 212H20V211H19ZM33 212H35V210H34ZM33 212H31V213H33ZM36 212H37V210H36ZM87 212H88V213H87ZM94 212H96V211H94ZM94 212H93V213H94ZM116 212H119V211L116 210ZM131 212H132V211H131ZM144 212H145V211H144ZM25 213H26V212H25ZM37 213H38V212H37ZM104 213H103V214H104ZM138 213H139V212H138ZM142 213H143V212H142ZM145 213H146V212H145ZM8 214H11V213H7L6 215H8ZM29 214H30V213H29ZM39 214H40V213H39ZM39 214H38V216H39ZM41 214H42V212H41ZM41 214H40V215H41ZM58 214H59V215H58ZM90 214H91V213H90ZM98 214H99V213H98ZM113 214H114V215H113ZM118 214H119V213H118ZM129 214H130V215H129ZM221 214H222V212H221ZM18 215H19V214H18ZM31 215H32V214H30V216H31ZM33 215H37V214H33ZM56 215H57L58 217H60L59 219L57 218L58 220H56ZM96 215H97V213H96ZM96 215H95V216H96ZM142 215H144V213H143ZM145 215H146V214H145ZM147 215H148V214H147ZM147 215H146V216H147ZM30 216L28 215V217H27V216H26V217L29 218ZM90 216H91V215H90ZM92 216H93V215H92ZM99 216H100V214H99ZM108 216H109V215H108ZM138 216H139V215H138ZM138 216H137V219L139 220L140 217L138 218ZM215 216H216V214H215ZM215 216H214V217H215ZM222 216H223V215H222ZM257 216H259V215H257ZM10 217H11V216H10ZM16 217H17V216L14 215V217H12V218H16ZM96 217H97L96 221H99L98 216H96ZM199 217H200V216H199ZM207 217H208V216H207ZM17 218H18V220L20 219V217H17ZM27 218H25V219H27ZM31 218H32V217H31ZM31 218H30V219H31ZM37 218H38V217H37ZM89 218H90V217H89ZM94 218H95V217L93 216V217H92V220H93ZM129 218H128V219L126 218V219H127L126 221H129ZM143 218H144V216L142 217L140 223H141V222H142V223L144 222V221H143ZM146 218H147V217H146ZM210 218H212V217H210ZM8 219H9V218H8ZM10 219H11V218H10ZM33 219H34V218H33ZM215 219H216V217H215ZM225 219H224V220H225ZM258 219H259V218H258ZM6 220H7V219H6ZM37 220H38V219H37ZM54 220H56V222H55L56 224H55V223H54V224L57 225V226H58V225H61L62 223L65 225L66 222L69 224L70 222L75 221L76 223H75V222H73V223L81 225L82 230H84V228H83L82 225L85 224V225H86L85 228L87 227L86 229L88 230V233H87L86 231H85L84 233L81 231V232L83 233L82 236H81L80 238H77V237L74 236V233H73L72 235L69 233L70 228H71V227H69V231H66V232L69 233L70 237L67 238V235H68V234H66V233H65V234H61L62 232H60V235H61V236H60V240H59V239H57V238L55 237V235H54L55 233H54V234H52V235H53V238H56L58 241H55V239L49 241V239L52 238V237H51L52 235L49 236V235H50V232H51V231H54V230L56 229V227H55L54 230H53V229L51 230V227L53 228V226H52V224H51L50 222H52V221L54 222ZM66 220H67V221H66ZM101 220H100V222H102ZM218 220H219V219H218ZM224 220H223V221H224ZM261 220H262V219H261ZM263 220H264V219H263ZM7 221H8V220H7ZM7 221H6V222H7ZM14 221H15V220H14ZM24 221H25V220H24ZM28 221H29V219H28ZM28 221H27V223H25V224H28V223L30 222V221H29V222H28ZM31 221H32V220H31ZM210 221H211V220H210ZM213 221H214V220H213ZM219 221H220V220H219ZM225 221H226V220H225ZM17 222H18V221H17ZM25 222H26V221H25ZM53 222H52V223H53ZM85 222H86V223H85ZM93 222H95V220H93ZM130 222H131V221H130ZM136 222H137V221H136ZM146 222L148 223V221H146ZM199 222H200V220H199ZM256 222H257V221H256ZM260 222H261V221H260ZM80 223H82V224H80ZM83 223H84V224H83ZM95 223H96V222H95ZM98 223H99V222H98ZM102 223H103V222H102ZM111 223H112V224H111ZM116 223H115V224H116ZM124 223H125V220H124ZM128 223H129V222H127L126 224L128 225ZM137 223H138V222H137ZM142 223H141V224H142ZM225 223H226V222H225ZM254 223H255V222H253V224H254ZM4 224H6V223H4ZM20 224H21V223H20ZM29 224H30V223H29ZM63 224H62V227H63ZM68 224H66L65 226H67ZM99 224H100V223H99ZM126 224H125V225H126ZM129 224H130V223H129ZM131 224H132V223H131ZM141 224H140V225H141ZM210 224H211V223H210ZM8 225H10V220H9V224H8ZM8 225H7V226H8ZM18 225H19V224H18ZM95 225H96V224H95ZM102 225H103V224H102ZM106 225H107V226H106ZM119 225H120V224H119ZM123 225H124L123 223H122V225H120L122 229H123ZM133 225H134V224H133ZM135 225H136V224H135ZM137 225L139 226V223H138ZM226 225H227V223H226ZM254 225L256 226V224H254ZM7 226H6V227H7ZM11 226H14V225L12 224ZM11 226H10V228H11ZM21 226H23V223L21 224ZM27 226L29 227V225H27ZM69 226H70V225H69ZM110 226H111V227H110ZM120 226H119V227H120ZM144 226H146V225H144ZM250 226H251V224H250ZM3 227H4V225H3ZM16 227L18 228L17 225H16ZM19 227H20V226H19ZM72 227H73V226H72ZM75 227H77V225L74 226V229H76ZM78 227H79V226H78ZM100 227H101V226L97 227L98 230H99ZM107 227H108V228L110 227V228L108 229ZM117 227H118V226H117ZM117 227H116V225H115V228H117ZM119 227H118V228H119ZM126 227H127V229H128V228H129V229L132 228L131 226H129V227L126 226ZM136 227H137V226H136ZM253 227H254V226H253ZM262 227H263V226H262ZM8 228H9V227H7V229H8ZM25 228H27L26 225H25ZM64 228H65V227H64ZM64 228H63V230H64ZM91 228H90V229H91ZM104 228H103V229H104ZM143 228H144V229H142V227H141V230H139L138 228H137V229H138L139 231L146 230V227H143ZM224 228H225V227H224ZM228 228H229V227H228ZM255 228H256V227H255ZM255 228H253V229H255ZM11 229H12V228H11ZM21 229H22V228H21ZM27 229H28V228H27ZM59 229H60V228L58 227L56 230H58V232H59ZM61 229H62V228H61ZM66 229H67V228H66ZM66 229H65V230H66ZM74 229H73V230L71 229V230L74 231ZM78 229H80V227H79ZM124 229H125V228H124ZM124 229H123V230H124ZM127 229H126V230H127ZM135 229H136V228H135ZM225 229H226V228H225ZM18 230H19V229H18ZM67 230H68V229H67ZM76 230H77V229H76ZM100 230H101V229H100ZM247 230H248V229H247ZM11 231H12V230H11ZM20 231H21V230H20ZM79 231H80V230H79ZM79 231H77V232H79ZM116 231H117V230H116ZM116 231H115V234L117 233ZM131 231H133V230H131ZM249 231H250V230H249ZM251 231H252V230H251ZM259 231H260V230H259ZM1 232H2V231H1ZM7 232H8V231H7ZM7 232H6V234H7ZM18 232H19V231H18ZM56 232H57V231H56ZM63 232H64V231H63ZM74 232H75V231H74ZM101 232H102V231H101ZM119 232H120V229H119ZM121 232H122V231H121ZM126 232H127V231H126ZM126 232H125L124 234H126ZM133 232H134V231H133ZM135 232H136V231H135ZM135 232H134V234H132L133 237H134V235H135ZM51 233H52V232H51ZM86 233H87V234H86ZM127 233H128V232H127ZM138 233H139V232H138ZM138 233H137V237H138ZM144 233H145V231H144ZM247 233H248V231H247ZM247 233H245V234H247ZM1 234H3V233H1ZM13 234H14V233H13ZM15 234L18 235L16 232H15ZM19 234H20V233H19ZM56 234H57V233H56ZM118 234H119V236H120V233H118ZM147 234H148V233H147ZM147 234H146V235H147ZM3 235H5V234H3ZM62 235H66V236H63V237H62ZM116 235H117V234H116ZM116 235H115V237H117ZM121 235H123V234L121 233ZM139 235H140V234H139ZM261 235H262V234H261ZM261 235H260V236H261ZM9 236H11V238L13 237L12 235H9ZM9 236H8V237H9ZM102 236H103V234H102ZM113 236H114V235H113ZM142 236H144V235H142ZM148 236H149V234H148ZM229 236H230V235H229ZM254 236H255V235H254ZM260 236H259V237H260ZM20 237H21V236H20ZM57 237L59 238V236H57ZM64 237H66L67 239H65ZM108 237H109V236H108ZM121 237H122V236H121ZM140 237H141V236H140ZM144 237H145V236H144ZM213 237H214V236H213ZM9 238H10V237H9ZM9 238H7V239H9ZM13 238H14V237H13ZM61 238H63V239H61ZM117 238H118V237H117ZM147 238H148V237H147ZM226 238H227V237H226ZM243 238L245 239L246 236L244 237V235H243ZM243 238H242V240H243ZM5 239H6V238H5ZM112 239H113V238H112ZM137 239H138V238H137ZM144 239H146V238H144ZM236 239H237V238H236ZM263 239H264V238H263ZM9 240H10V239H9ZM108 240H110V239H108ZM124 240H125V239H124ZM126 240H130V239H128V238L126 237ZM131 240H132V239H131ZM215 240H216V239H215ZM221 240H222V239H221ZM224 240H225V239H224ZM224 240H223V241H224ZM234 240H235V239H234ZM239 240H241V239L239 238ZM247 240H248V239H247ZM247 240H244V241H247ZM12 241H13V239L10 241V243H11ZM143 241H145V240H143ZM146 241H147V240H146ZM219 241H220V240H219ZM223 241H221V242H222L223 249H224V248H226V246H225V244H224ZM230 241H231V240H230ZM232 241H233V239H232ZM236 241H238V240H236ZM259 241H260V240H259ZM262 241H263V240H262ZM2 242H5V241L3 240ZM2 242H1V243H2ZM14 242H15V240L13 241V243H14ZM39 242H40V241H39ZM42 242H43V241H42ZM42 242H41V243H42ZM63 242H64V241H63ZM65 242H64V243H65ZM102 242H103V241H102ZM102 242H100V243H102ZM133 242H134V241H133ZM139 242H141V241L139 240ZM239 242H241V241H238V243H239ZM242 242H243V241H242ZM242 242H241V243H242ZM255 242H256V241H255ZM7 243H8V241H7ZM10 243H9V244H10ZM58 243H57V244H58ZM64 243H63V245H67L66 243H65V244H64ZM100 243H99V244H100ZM108 243H109V241H108ZM129 243H131V241H129ZM148 243H149V241H148ZM219 243H220V242H219ZM245 243H247V242H245ZM248 243H249V241H248ZM252 243H253V242H252ZM258 243H259V242H258ZM260 243H263V242H260ZM260 243H259V244H260ZM2 244L4 245L5 243H2ZM17 244H16V245H17ZM19 244H18V245H19ZM35 244H34V246L36 247ZM43 244H44V242H43ZM43 244H42V245H43ZM45 244H46V243H45ZM59 244H60V243H59ZM59 244H58V245H59ZM71 244H73V243H71ZM71 244H70V245H71ZM105 244H107V243H105ZM120 244H122V243H120ZM126 244H127V243H126ZM134 244H135V242H134ZM144 244H145V243H144ZM165 244H166V243H165ZM256 244H257V243H256ZM7 245H8V244H7ZM12 245H13V244H12ZM31 245H32V244H31ZM47 245H48V244H47ZM47 245H46V246H47ZM53 245H54L55 247L57 246V245H55V243H53ZM100 245H101V246H100ZM100 245H99V246L102 247V245H104V244H100ZM109 245H110V244H109ZM124 245H125V244H124ZM140 245H141V243H140L138 246L141 247ZM146 245L148 246L147 243H146ZM243 245H245V244L243 243ZM252 245L254 246V243H253ZM43 246H44V245H43ZM67 246H68V245H67ZM71 246H72V245H71ZM75 246H76V244H75ZM77 246H78V245H77ZM105 246H106V245H105ZM107 246H108V244H107ZM114 246L116 247L115 244H114ZM114 246H112V251H113ZM125 246H126V245H125ZM125 246H124V247H125ZM133 246H134V245H131V247L134 248V249H133L134 251L132 250L133 252L130 253L131 250H129V249H130L131 247H130V248L128 247L127 249H128V251H129L128 253H130V254L134 257L136 253H139L138 250H139L140 248H139V249H136V248L133 247ZM158 246L161 247L160 245H158ZM163 246H164V245H163ZM167 246H168V245H167ZM250 246H251V244H250ZM255 246H256L255 248H257V245H255ZM262 246H263V245H262ZM13 247H14V246H13ZM32 247H33V246H32ZM55 247H54V248H55ZM58 247H59V246H58ZM60 247H61V246H60ZM62 247H63V246H62ZM73 247H74V246H73ZM87 247H88V246H87ZM96 247L98 248V245H97ZM118 247H119V246H118ZM118 247H117V248H118ZM151 247H152V246H151ZM155 247H157V246L155 245ZM164 247H165V246H164ZM2 248H3V246H2ZM17 248H18V247H17ZM20 248H19V249H20ZM66 248H67V247H66ZM68 248L70 249V246H69ZM74 248H75V247H74ZM76 248H78V247H76ZM76 248H75V249H76ZM83 248H84V247H83ZM97 248H96V250H97ZM120 248H121V246H120ZM132 248H131V249H132ZM144 248H145V250H147V247H146V246H145ZM144 248H143V250H144ZM148 248H149V246H148ZM218 248H219V247H218ZM218 248H217V249H218ZM220 248H221V247H220ZM31 249H32V248H31ZM31 249H30V250H31ZM43 249H44V248H43ZM58 249H59V248H58ZM71 249L74 250L73 248H71ZM78 249H79V248H78ZM87 249H88V248H87ZM114 249H115V248H114ZM123 249H124V248H123ZM155 249H156V248H155ZM162 249H163V248H162ZM164 249H166V248H164ZM250 249H251V248H250ZM263 249H264V248H263ZM263 249H262V250H263ZM52 250L54 251V249H52ZM62 250H63V249H62ZM84 250H86V249H84ZM84 250L82 251V253L79 252V253H77V254H76L75 251H72V253L74 252V253L76 254V255H75L76 257H75L74 255H70L71 252H70V253H66V252H65L66 250L63 251V252H64V253H63V254H64L63 256L59 257L61 254H59V255L57 254V257L63 259L62 257H65V255L67 254L66 257H67V256H74V258H77V257H78L79 259H80V258L82 259V258H84L87 254H89V253H86V251H84ZM96 250H95V251H96ZM107 250H108V249H107ZM117 250H118V249H116V251H117ZM119 250H120V249H119ZM135 250H136L137 252H135ZM145 250H144V251H145ZM151 250H152V249H151ZM151 250H147V251H150V252H149L150 255H151V253H153V252H151ZM157 250H159V249H157ZM160 250H161V249H160ZM160 250H159V251H160ZM166 250H167V249H166ZM219 250L221 251V249H219ZM219 250H218V251H219ZM244 250H245V249H244ZM26 251H27V250H26ZM26 251L23 250L24 253H25ZM33 251H34V250H33ZM45 251H46V249H45ZM50 251H51V249H50ZM53 251H52V252H53ZM76 251H78V250H76ZM116 251H113L114 254H115ZM123 251H124V250H123ZM123 251L120 250V252H123ZM139 251H140V250H139ZM144 251H143V254L145 253ZM152 251H154V250H152ZM155 251H156V250H155ZM155 251H154V252H155ZM220 251H219V253H220ZM222 251H223V250H222ZM224 251H225V250H224ZM260 251H261V250H260ZM23 252L20 251V255H21V253H23ZM29 252H30V251H29V248H28L27 255H26L25 257L28 256V253H29ZM54 252H55V251H54ZM67 252H68V251H67ZM84 252H85V253H84ZM87 252H88V251H87ZM93 252H94V251H93ZM93 252H92V254H93ZM107 252H110V251H107ZM107 252H106V253H107ZM120 252H119V253H120ZM126 252H127V251H126V249H125V253H126ZM156 252H158V251H156ZM247 252H248V251H247ZM15 253H16V252H15ZM18 253H19V252H18ZM33 253H34V252H33ZM59 253H60V252H59ZM65 253H66V254H65ZM104 253H105V252H104ZM119 253H118L117 255L115 254L114 257H113V256L111 255V254H112V252H111V254H110L109 256H112L115 260H116V258L118 257L117 259H119V261L116 260V263L120 262L121 260H122V261H125V260H126V262L128 261V259L130 260V257L127 258L126 256H124V255H122V254L119 255ZM123 253H124V252H123ZM125 253H124V254H125ZM132 253H133V254H132ZM140 253H141V252H140ZM140 253H139L138 255L136 254V255L138 256V258L135 256V257L138 259V261L141 260V259H139L140 257L142 258V253H141V255H140ZM228 253H229V252H228ZM258 253H259V252H258ZM261 253H262V252H261ZM30 254H31V252H30ZM36 254H37V252L34 253V254H32V255H36ZM51 254H52V253H51ZM94 254H95V253H94ZM94 254H93V255H94ZM126 254H127V253H126ZM147 254H148V253H147ZM222 254H224V253L222 252ZM241 254H243V253H241ZM16 255H17V254H16ZM20 255H19V256H20ZM37 255H38V254H37ZM97 255H98V254H97ZM97 255H95V256H97ZM99 255H101V257H103V256H102V255H103L102 252H101V254L99 253ZM99 255H98V256H99ZM139 255H140V257H139ZM145 255H146V253H145ZM153 255H154V254H153ZM153 255H152V256H153ZM156 255H157V254H155V257H156ZM258 255H259V254H258ZM261 255H262V254H261ZM22 256H24V255H22ZM22 256H20V257H22ZM29 256H31V255H29ZM45 256H47V255H45ZM53 256H54V255H53ZM53 256L51 257L52 259H53ZM83 256H84V257H83ZM90 256H91V255H90ZM105 256H106V255H105ZM107 256H108V255H107ZM109 256H108L109 260H107V259H106V261H103V260H102V263H101V261H100V264H105V263H103V262H106V263H107L108 261H110V262H115V261H112L113 258H111V259H112V260H111ZM152 256H150L149 258H151ZM162 256H163V255H162ZM235 256H236V255H235ZM25 257H24V258H25ZM32 257H33V256H32ZM57 257H56V258H57ZM135 257H134V258H135ZM259 257H260V256H259ZM27 258H28V257H27ZM29 258H31V257H29ZM58 258H57V259H58ZM78 258H77V259H78ZM97 258L99 259V257H97ZM97 258H96V260H97ZM104 258H105V257H104ZM156 258H157V257H156ZM162 258H163V257H162ZM165 258H167V257L165 256ZM223 258H224V257H223ZM102 259H103V258H102ZM132 259H133V258H132ZM221 259H222V258H221ZM224 259H225V258H224ZM257 259H258V257H257ZM99 260H100V259H99ZM104 260H105V259H104ZM133 260H134V259H133ZM135 260H136V259H135ZM145 260H146V259H145ZM147 260H148V259H147ZM147 260H146V261H147ZM151 260H152V261L154 260V261L152 262L153 264H156V263L158 264V263H160L159 261H160L161 259H160V260H157V259L153 258V259H151ZM151 260H150L149 262H148V261H147V262L150 264V263H151ZM167 260H168V259H167ZM242 260H243V258H242ZM136 261H137V260H136ZM138 261H137L136 264H139ZM143 261H144V260H143ZM143 261H142V262H143ZM219 261H220V260H219ZM226 261H227V258H226ZM256 261H257V260H256ZM97 262H99V261L97 260ZM110 262H109V263H110ZM142 262H140V263H142ZM144 262H145V261H144ZM162 262H163V260H162ZM162 262H161V263H162ZM164 262H165V261H164ZM164 262H163V263H164ZM109 263H107V264H109ZM251 263H252V262H251ZM111 264H112V263H111ZM113 264H115V263H113ZM133 264H134V262H133ZM144 264H145V263H144ZM164 264H165V263H164Z\"/></svg>", "mask_w": 264, "mask_h": 264}]
</instances>
